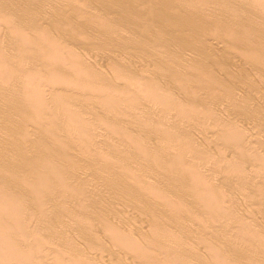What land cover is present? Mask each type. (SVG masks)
<instances>
[{
    "label": "rangeland",
    "instance_id": "374dc122",
    "mask_svg": "<svg viewBox=\"0 0 264 264\" xmlns=\"http://www.w3.org/2000/svg\"><path fill=\"white\" fill-rule=\"evenodd\" d=\"M69 1H70V3H69ZM110 2L111 3L113 2L114 4L113 3L111 4ZM198 2L199 3L201 2V3L199 4ZM251 2L252 3L254 2V4H251ZM255 2L256 1H253V0H188V1L187 0H175V1L174 0H131V1L130 0H119V1L118 0H112V1L111 0L110 1L109 0H66V1L65 0H0V57H1L0 58V65H1L0 69H2V71L0 70V77H1L0 78V83H1L0 85L4 86L3 88H2V86H0V124H1L0 125V153H1L0 154V169H1L0 170V175H2L0 177H3V175H4V179H7V177L10 176V179L6 180L5 182H8V181L14 182V183H7V186H6L5 182L3 183L5 185L2 184L4 179L1 178L3 181L0 180V190H1L0 191L1 192L0 193V196H1L0 197V199H1L0 200V205H1L0 206V210L2 211V209H5V213H4V210H3L2 212L0 211V214L3 213V215L5 217H7L6 219H8V220H5L6 223H4L5 222L4 220H3L4 222L2 221L4 224L2 222H0L1 224H3V226L0 224V232L1 231H5V233L7 232L8 234L6 233V235H4L2 232L0 234L4 235L7 239H9V238L11 239V240L9 239L11 241L10 242L4 236L3 237L5 238V240H4V238L0 237V241H2V239H3V241L0 243V245H1L0 246V252H1L0 253V264H20L21 262L23 264H24V262H25V264H40V263L42 264L45 260H47V261H45L43 264H59V263H62V262H64L62 264H72L71 261L75 262L76 260L77 261L75 262V264H77L78 262L81 263V264H84L86 262L84 260L85 258L87 259L88 263L90 261H93L94 264H99V263H101L102 260H106L107 262L108 261H110V262L107 263L106 261H104V262H106V263H104L102 261L101 264H109V263L111 264L112 259L113 260L117 259L116 261H114L116 263L119 260L118 263H120V264H126V263L128 264L130 262V259H132V261H131L132 263L135 261V262H137V264H140L141 262L143 263V260L145 261L144 264H147L148 263V262L146 263L147 260H149V263H150V262L154 261L155 259H157L158 263H157V260L155 262L157 264H159L160 263L159 259H161V261L164 263V261L162 259L164 258L166 260L167 258H165V257H167L168 255L170 256L171 252H173V253H171V255L174 254L176 252L175 251L176 248L180 249L179 245L181 246V248L183 250L182 249H181L182 251H180L179 249L178 250L180 252H182V253L183 252H187V253H185V254L183 253L184 256L181 253L182 254V256H181L179 251H177V253H176L177 255L174 254L175 255L174 258L176 259V261H177V259H179L178 258V253H179V257L181 256L180 258L187 257L186 256L187 254H188V256L191 255L193 257L194 255H192V253L197 254V255L199 254L201 256V253L203 252L202 250H204L205 248L206 249L209 248V250L210 249L214 250V248H212V247H215V249L219 248V250H218L219 253L222 250L221 251L222 253H220V254H222L220 256V259L218 257L220 254L218 253L217 250L209 253V251H207L208 249L207 250L205 249L206 251H204L202 256H201V258L202 257L203 258L201 259L199 257V259H201V262H200L201 264H204V263H206V264H214L217 261V259L220 261V262L217 261L218 263L224 262V264H228V262H229V264H230V261H232V262L236 261L235 264H237V262L239 260L242 261V258L241 257H237V256H236V258L234 257V254L236 255V250H238V249H235V248H238L240 246V244L243 245V242L238 243V240L243 237V234L245 235V232H248V234L250 232V234H251L255 230L254 235L256 236V234H257V236H259L261 234L259 237L260 238L263 237V239H264V236H263L264 235V210H263L264 209V207H263L264 203L261 202V200L259 201L260 204L263 203V205H261L263 208H260L261 206L258 207L256 205V202H255V201L259 200L258 194L260 192H258L256 194V191H258L257 189H259V188H261L259 190L264 189V177H263V175H264V166L262 165L264 163V159H263V156H262V154L264 155V73H263L264 72V70H263L264 69V60L262 61V58L264 59V37H263L264 36V15H263L264 14L263 13L264 12V0H260L261 3H259V0L256 3ZM206 3H209V4H206ZM257 3L260 5V7L258 6ZM122 5H123V7H122ZM141 5H143V6H141ZM115 6H117L118 8H116ZM187 6H190V7L188 8ZM261 6H262L263 9L261 8ZM184 7H186L187 9H185ZM144 8H145V10H144ZM213 8H215V9H213ZM188 9H190V10H188ZM161 10H163V11H161ZM178 12H179V15H178ZM157 13L159 15H157ZM195 14H198L199 16L195 15ZM231 14H232V17H230ZM93 15L96 16V17H94ZM61 16L64 19L61 18ZM158 16H160V17L158 18ZM81 17H84V18H81ZM91 17H93L94 19H92ZM65 18H66V20H65ZM86 18H87L88 22H86ZM231 18H233L234 21ZM100 19H102L103 22L105 21L104 24L102 22L103 26H102L101 22L99 21ZM144 19H145V21H144ZM54 20L57 21V22H55ZM67 20H68V22H67ZM222 20H224V21H222ZM114 21H116V22H114ZM146 21H147V23H146ZM97 23H99V24H97ZM105 23H106V25L109 23V25L106 26ZM172 23H174V24L172 25ZM89 24H90V26H89ZM241 24H243V25H241ZM92 25L94 26V28H93ZM110 25L111 26L114 25L115 27H113V29H115L116 31L113 30L112 28L108 27ZM133 25H134V27H133ZM74 27H76V28L73 29ZM107 27H108V29L110 28L111 30H108ZM225 27H227L229 31H227V28H225ZM58 28L61 31H59ZM146 28H147V30H146ZM74 30H76V32H73ZM169 30H170V32H169ZM128 31L129 32L131 31V33H129ZM133 31H135V33ZM147 32H149L150 34L147 33ZM202 32H203V34H202ZM234 33H235V35H234ZM120 34H122V35H120ZM131 34L133 36H135V39L137 37L139 39H141V40L138 39V43H139V44H137V45H139L138 47L136 45V43H137L136 40L137 39L135 40L134 37ZM81 35H82V37H81ZM45 36H46V38L47 37L48 38L45 39ZM98 36H100V37H98ZM117 36H118V38H117ZM232 36H236V38L232 37ZM83 37H85V38H83ZM112 37H113V39H112ZM127 37L128 38L130 37L131 40L130 39L127 40L128 39ZM132 37L134 39L133 40L134 41V45L131 44V43H133L132 42ZM109 38L112 39V40H110ZM232 38H235V39H232ZM52 39H55V41H53ZM88 39L91 42H89ZM95 39H96V41H95ZM236 39H238L239 41L236 40ZM42 40H44L47 44L45 42H42ZM49 40H51L50 41L51 43L50 42L48 43ZM56 40H59L57 42L60 43V44H57ZM125 40H127V41H125ZM246 40L249 42V44H248V42ZM261 40H263V41H261ZM52 41L54 43H52ZM128 41L131 42V43H129ZM139 41H141V42L143 41V43H141ZM259 42H260V44H258ZM90 43H92L93 46H94V44H96V45L93 47ZM250 43H252L253 45L250 44ZM254 43H256V44H254ZM46 45H47V48H44V47H46ZM99 45H100V47H99ZM113 45H115V46H113ZM249 45H251V46L249 47ZM257 45L260 46L261 49H258L259 47ZM48 46L51 47V49H49ZM63 46H65L66 48L65 47L63 48ZM106 46H107V48L105 49ZM53 47L55 49H57L56 50L57 52L55 51V49L53 51H51V52L49 51V50H52ZM68 47H70L69 48L70 52H69ZM115 47H116V49H115ZM124 47H126V48H124ZM132 47H134V48H132ZM62 49H63V51H62ZM47 51H49L50 53L47 52ZM58 51L61 52V53H58ZM71 51L74 52L75 54L72 53ZM95 52H97V53H95ZM245 52L248 53L247 54L248 56H250L252 54L250 56V59H247L248 56L246 55ZM52 53H54V56H53ZM65 53H68V54H65ZM249 53H251V54L249 55ZM69 54H71V56ZM76 54L79 55V56H77ZM244 54L246 55V58L244 57L245 56ZM74 55H75V57H74ZM253 55H254V57H252ZM256 55H257V57H256ZM58 56H59V58H58ZM69 56H70L71 59L69 58ZM167 56H168V59H167ZM66 57H68L67 60L70 59L71 61L70 60L67 61L65 59ZM80 57H81V60L80 59L78 60V58H80ZM93 57H95V58L93 59ZM258 57H259V61H258ZM55 58H57L58 60L55 59ZM60 58H63L64 60L60 59ZM72 58L74 60L77 58L76 59L77 61H75V62L72 61L73 60ZM253 58L256 61L255 60H251ZM2 60H3L4 63L2 62ZM60 60L61 61L63 60V62H61V63H63V65H61V66L65 65L64 68L63 67L62 68L59 67L61 70L57 66L56 67L53 66V67H51L53 69H51V71H50L49 67L47 68V67L44 66V65H46L45 64L46 62L49 63L48 61H50L49 64H53V63L55 64V62L60 61ZM93 60H94V63H93ZM64 61H66L67 64H66V62L64 63ZM78 61H80L82 64L81 63L79 64ZM110 61H111V64H110ZM77 62H78V64H77ZM148 63H149V65H148ZM256 63L260 64V66H258V64L256 65ZM49 64H47V65H49ZM134 64H135V66H134ZM76 65H78L79 68H77ZM49 66H51V65H49ZM257 66H258V69H257ZM262 66H263V68H262ZM5 67H6V69H4ZM71 67H72L73 71L69 70V69H71ZM118 67H120V68H118ZM38 69H40V70H38ZM55 69H57V70H55ZM78 69H81L82 71L81 70L78 71ZM114 69L116 71H114ZM48 70L50 72L53 71V73H50ZM3 71H4V73H3ZM140 71L142 72V75H141ZM171 71H172V73H171ZM207 71H208V73H207ZM211 71H212V73H211ZM37 72H39V73H37ZM47 72H49V73H47ZM260 72H262V73H260ZM76 73H77L78 77H77ZM204 73H205V76L208 77V79L205 76H202V75H204ZM1 74L4 76V78H3V76ZM80 76H82V77H80ZM23 77H27L26 79L32 78V79H28V81H30L29 85H26V83H28V82ZM190 77H191V79H189ZM195 77H197V78L200 77V78L199 79L196 78L197 80L194 81ZM21 78H23L24 81ZM123 78H124V80H123ZM150 78H151V80H149ZM178 78H179V80H177ZM201 78L203 80H201ZM147 79L149 81H147ZM187 79H189V80H187ZM192 79H194V80H192ZM85 80H87V82ZM198 80L199 81H204V82H200V84L201 83L203 84L202 87H201V85H199V82H197ZM209 80H210V82H209ZM223 80H224V82H223ZM8 81H9V83H7ZM31 81H33V82H31ZM88 81H89V84H88ZM99 81H101V82L99 83ZM157 81H159V82H157ZM85 82L88 85H90V82H91V85H90L91 87L90 86H89L90 88L87 87L88 89L83 87V86H85L84 85ZM246 82H247V84H249L248 86H247ZM20 83H21V85H20ZM75 83H77V86L78 85L79 86L76 87ZM97 83H98V85H97ZM148 83L149 84L151 83V84L149 85ZM191 83H195V84H191ZM9 84H10L11 87L8 88ZM74 84H75V86H72ZM80 84H81V86H80ZM108 84H110V85H108ZM135 84L137 85V87L142 86V88H143V86L147 87V85L150 86V87L151 86L154 87V86L157 85L156 87H154L156 91H155V93L152 92L153 96H151L152 94L149 93L150 90H147L146 87L145 88L148 91V93L145 92L144 88H143L144 90H142V92H141V90L139 88H137V90L139 89L140 91H136L135 90L136 88H133V87H136ZM196 84H198V86ZM69 85H71V86H69ZM210 85L211 86L215 85L214 86L215 89L213 87H212L213 89H211ZM26 86L28 87L27 88L28 90L26 89ZM98 86H100L101 88H103L105 86L106 89L111 86V88H109L108 90H104V92H101V91H103V89H101ZM188 86H189L190 89L188 88ZM199 86L201 88H199ZM74 87H75V90H74ZM150 87H149V89H151ZM194 87L196 88V90H195ZM241 87H243V88H241ZM79 88H81V89H79ZM154 88H152V89H154ZM238 88H239V90H237ZM29 89H30L31 92L29 91ZM152 89H151V91H152ZM184 89H186V90L184 91ZM197 90H199V91H197ZM211 90H214V91L216 90V91H215V93H213L214 91L212 92ZM12 91H14V92H12ZM36 91H38V92H36ZM187 91L190 92V93L186 94L185 92H187ZM236 91H242V92H238L237 93ZM23 92H24V94H23ZM136 92L137 93L139 92L140 94H137ZM158 92H160V93H158ZM216 92H218V93H216ZM19 93L21 94V96L19 95ZM211 93H213V94H211ZM236 93L239 94V96H236L237 95ZM242 93H243V95H241ZM146 94L148 96L150 94L151 95L149 97H145ZM194 94H195V96H194ZM183 95H185V96H183ZM186 95L189 96V97H187ZM29 96L32 97V98H29ZM60 96H62L63 99ZM182 96H183V98H182ZM242 96L248 98L249 101H248V99L246 100L244 97H243L244 100H242ZM83 97L85 98V100L83 99ZM58 98H59V100H58ZM95 98H96L97 101H95ZM177 100L178 101L180 100L181 102L179 101L180 102L179 103ZM240 100H242V101H240ZM176 101H177V103H176ZM243 101H245V102H243ZM90 102H92V103H90ZM238 102H240L241 104L238 103ZM181 103H184V105L181 104ZM185 104H187V105L185 106ZM63 105H65L66 107L64 108ZM171 106H173V107H171ZM183 106H185V107H183ZM26 107H31V108H29V109L27 108V110H23V108L26 109ZM181 107H182V109H181ZM86 110H88V111H86ZM89 111H90V113H89ZM109 111H110V113H108ZM180 111L182 113H180ZM163 118H165V119H163ZM243 119H244V121H246L245 124L242 123ZM247 119H248V121H247ZM237 120L238 121L240 120L239 121L240 124L238 123ZM13 129H15V130H13ZM167 130H169V131H167ZM12 132H13V135H12ZM159 133H160V135H159ZM115 134H119V135L117 136ZM122 134H124V135H122ZM110 136H112V137H110ZM118 137L119 138L121 137L122 139L125 138V139L122 140L121 138L119 139ZM160 137H162L161 138L162 139L161 142L159 141ZM171 137H173V138L171 139ZM175 138H176V140H175ZM245 138H246L247 142H249V143H250V140H251V144H249V146L247 145L248 143H246ZM248 138H249V140H248ZM17 139L19 141H17ZM105 139H106V141H105ZM169 139L172 140L173 142L170 141ZM125 140H127V141L125 142ZM9 141H10V143H8ZM39 141H41V143ZM123 141H124V143H123ZM138 141L140 143H142V144H140L141 147H139L140 145H137V146L135 145L136 147L133 145V147H134V149H133L132 148V144H136V143H138ZM141 141H143V142H141ZM163 141L165 142V144L162 143ZM128 142L129 143L131 142V145L127 144ZM166 142L167 143L169 142L172 146H170V144H166ZM21 143H23V144H21ZM241 143H243L244 145L241 144ZM10 144H11V146H10ZM125 145L128 146V148L131 147L130 149L131 150L133 149V151L135 149H137V150H135L134 151L135 153L133 154L132 153L133 151L131 152ZM166 145L167 146L169 145L170 147L169 146L167 147ZM23 146H25V148L27 147L26 148L27 150L25 148H23ZM97 146H98V148H97ZM107 146L109 147V150L106 149ZM142 146H143V149H142ZM239 146L242 149V152L240 151V153H242L241 156H238V154H239L238 152L239 151L237 150V147L239 149L240 148ZM110 147L111 148L113 147V153L111 152L112 150H111ZM138 147H139V151L143 150V151H145L144 153L148 152L147 155H145L143 153V151H140V152H142V154L139 153L138 152ZM165 147H167L169 149H166ZM80 148L82 149V151H81ZM84 148H85L86 152H87V149L90 152H92L94 150L96 152L95 154H97V151H100L99 149H102L101 151H103V152L102 153L98 152V153H101L100 155H102V154H105V155H102V160H100V161H99V159H100L101 156H99V154H97L99 157L96 155L98 160L96 159L95 155H93V157L91 155V157L93 159V162H91L90 161V160H92L91 157L89 158L90 160L88 159V157H89V153L88 152L89 151L87 152L88 154H85ZM197 148L200 149L199 154H201V155L196 156L197 153H198V152L196 153V150L199 151ZM4 149H6V150H4ZM125 149H126L127 152H123V151H125ZM187 149L190 151V154H189V151ZM208 149H210V150H208ZM241 149H239V150H241ZM114 150L117 153H115ZM128 150H129V152H128ZM150 150H152L153 153ZM172 150H175V151H173V153H172ZM204 150L206 151L207 154L208 153L209 154L208 155H206V153L204 154V152H205ZM245 150L248 151V152H244ZM46 151H48V152L51 151V152H49V154H48V152H46ZM94 151H93V153H94ZM104 151H105V153H104ZM40 152H41V155H40ZM44 152H46V153H44ZM243 152L246 153V154H248V153L249 154L247 156H245L246 154H244ZM259 152L262 153L261 154L262 158L260 157V153ZM17 153H18V155H17ZM110 153L112 154L111 156L109 155ZM123 153H125V155ZM154 153H156V155ZM251 153L256 154V155H253V154L250 155ZM19 154H21V155H19ZM51 154H53L52 155L53 157L51 156ZM90 154H92V153H90ZM122 154L124 156H128L127 157L128 159H129V156H131L128 161L126 160L127 163L130 160L134 161V159L136 157L137 158L139 157L140 160L136 159V161L134 162V163H136L139 166V168H138V166L136 164L133 165V163H132L133 161H130L127 164V166H126V162L124 160L126 158L123 157ZM127 154H132V155H127ZM135 154H137L138 156L136 155V157H132ZM143 154L145 156L141 157L140 155H143ZM243 154H244L245 158L244 159L243 158L239 159V161H240V163H239V161H237L238 160L237 158L238 157L239 158L243 157ZM257 154L259 155V159L257 158L258 157ZM42 155L44 156L43 158H41ZM48 155H49V158H48ZM86 155H87V157H86ZM151 155H153V156H151ZM162 155H165V156H162ZM23 156H25L26 158H23ZM170 156L171 157L173 156L175 159L173 157L171 158ZM253 156H255V158ZM12 157H13V159H12ZM103 157L104 158L107 157V159H108V160L106 159L107 162L109 161L108 157H112L111 159L114 160V162L111 161L112 163H109V162L106 163V161L103 159ZM144 157L145 158L146 157L149 158V159H147L148 163H147V161H146V159ZM180 157L183 158L184 165H183V163L181 164L182 159L180 160ZM246 157H248L249 160ZM40 158L41 159L46 158L45 160L49 161L48 163H46L45 160H44V162L47 164V166H46L47 168L44 167L45 166V165H43V164H45L44 162H43V164L41 163L42 160ZM94 158L97 161H95ZM141 158H144V159H141ZM204 158L206 159V162H205ZM232 158H234V159H232ZM235 158H236V160H235ZM256 158H257L258 162H257ZM260 158L263 159L262 160L263 163L261 165L259 163V160L261 162ZM11 159H12V161H11ZM17 159H18V162H20V163L16 162ZM22 159L23 160L25 159V161L21 162ZM32 159H34L35 162L40 160L39 163L36 162L37 168L38 167H40L41 169L45 168V170L43 169V171H45V172L47 171L48 173L47 172L44 173L40 168H38V172H35L37 168L35 169V167H36L34 165L35 162ZM229 159H231L232 161L229 160ZM245 159H247V160H245ZM53 160H55V161H53ZM122 160H124V161H122ZM176 160H178V161H176ZM233 160L235 161L236 164L234 163ZM244 160H245V162L241 163V161H244ZM94 161H95L96 164L94 163ZM143 161L146 162L147 164L146 163H142ZM152 161L155 162L156 165ZM202 161L205 162V165H204V163ZM209 161H212V163L210 162L211 165H210V163H207ZM8 162H10V163H8ZM11 162H14V163H12L13 165H16V164L17 165L14 167V166L11 165ZM58 162H59V164H58ZM85 162H86V164H85ZM100 162L102 164H101V166L100 165L98 166V164ZM213 162H217L219 164L221 163V165H220L221 167L218 166L219 165L218 164V165H215L216 166L215 168H213L214 167ZM237 162L239 164H242L241 168H239L240 165H238ZM2 163L4 165L6 164L5 167H3L4 165ZM31 163H33V164H31ZM37 163L40 164L41 166H38ZM92 163H94V165H97L96 167H99V171L101 169L100 167H102L103 170L101 169V171L102 172L104 171V173H102L101 171L100 172L102 173L103 176H104L105 173L108 174V173L111 172L110 168H114L113 170L111 169L112 170L111 175H114V174L117 175L119 173L118 174L119 176L118 175L117 176L114 175L115 178L116 177L118 178V179L117 178L115 179V178H113V176L106 175L107 178L110 179V180L113 178L112 180L115 179V180L120 181L119 179H122V180L124 179V181H125L126 180L125 177L126 178L127 177L130 178L129 174H131V172L129 173L128 171H130L129 169H131L132 167H133V169H131L132 170L131 178L134 176L133 174L135 172L137 173V168L140 169V166H142L141 168H143L142 170L140 169V171L143 172V176H144V172H146V174L143 177L142 174H141L142 172L139 173L141 175H139L137 173V177L139 175L140 181H143V178H144L143 182H139V180L137 181L138 183L134 182L135 179H138L136 177V175H135L136 178L131 179V180H133L132 184H130L132 182L131 180L130 181L126 180V181H128V183L125 181L126 185H128L129 188L132 185V186L135 187V189H134V187L131 186V191H133L132 192L133 194L131 193V191H128L131 194L130 193L129 194H124L126 192H123V193L121 192V188L122 187L124 188V185L121 186V184H120L122 180L120 182H118V183H117V181L116 182L114 181L115 182L114 183L112 180H111L112 183L110 182V180L107 181L108 179L104 178L101 175V173L98 172V170H95V168H96L95 166L92 167V165H93ZM124 163H125V165H124ZM175 163H177L178 166H179V164L183 165V167L179 166V168H184L185 167L184 169H182V172L186 171V172H188V175L186 176V174H187L186 172H185V174L184 173H182V174L180 173L179 174L178 171H181V170L179 168H178L179 170L177 169L178 171L176 170L177 166L176 165L174 166ZM200 163H201V165H200ZM233 163H234V165H233ZM26 164H29V165H26ZM53 164H55L57 166H55ZM149 164H151L150 167L148 166ZM152 164H154V165L152 166ZM165 164L166 165L168 164V165L166 166ZM169 164H170V168H168ZM193 164H194V167H193ZM206 164H207V167H206ZM254 164L256 165V167H254V170H253L252 167H253ZM30 165H31V167H30ZM247 165H249L250 167L247 166ZM257 165H259L258 166L259 168L257 167ZM89 166L91 167L90 169H89ZM128 166H129V168L126 169V167H128ZM143 166H145V167H143ZM173 166L176 167V168H174L175 171H174V169L171 170L172 173L176 172V173H174L173 176H175V174H179L183 181H181L179 176L178 177H179L180 181L177 180L178 179L177 176H175L177 178L174 177L175 180L173 179L172 173L170 172V169ZM195 166H196V170L194 169ZM200 166H201V168H200ZM217 166H218V168H217ZM235 166H236V169L234 168ZM20 167H22V168H20ZM57 167H59V168L57 169ZM118 167L120 169H118ZM147 167L150 168L151 173L149 172L150 170ZM197 167H199L201 169L200 173H199L200 169H197ZM204 167H206V168L202 169ZM261 167H263V168H261ZM13 168L15 169V171H13L14 170ZM32 168H34L35 171H33L34 169H32ZM54 168H55V170H54ZM93 168H94V172L91 170ZM135 168H136V170H135ZM146 168H147V171H146ZM165 168L168 169L169 171L165 170ZM237 168L239 169V172H240V169H241V171L243 169L244 170L243 172H245V170H246L247 174L245 172L246 177H244L246 182H244L245 181L244 179H242L243 181H240L241 178H243V175H242L241 172H240L241 173L240 176H242V177H237L236 176ZM20 169H21V171H20ZM22 169H24V170H22ZM106 169H107V171H105ZM186 169H188V170H186ZM7 170L8 171L10 170V171L8 172ZM39 170H40V172H39ZM68 170H70V171H68ZM108 170H109V172H108ZM117 170H119L120 172H118ZM210 170H212L211 172L214 173V174H212L210 172ZM247 170H249V171H247ZM256 170H258V172L260 174L259 173H255L256 175L257 174L258 175L257 176H252V175H255L253 172L254 171L256 172ZM12 171H13V174H12ZM17 171H18V173H17ZM116 171L118 173H116ZM121 171L123 172V174L128 172L127 174L129 176L127 174H125L123 176ZM133 171H134V173H133ZM194 171H196L197 173L196 172L195 173L198 174V175L201 174V173L203 174L205 171L210 172L208 175H206V172L204 173L206 175L205 178H203V176H205L204 174L201 175L202 179H204V182H205V180L207 178L208 179L206 180V182L208 180H209V182H207V183L205 182L204 183L203 180H200V183L208 185V186H205V185L203 186L202 184H201L202 185L201 186L200 183L198 184V182H199L198 180H196V179L193 180L194 179L193 177L196 176V174H194ZM20 172H22L23 174L20 173ZM86 172H89L92 175L89 174V173H86ZM96 172H97L98 176L101 175L100 179L98 178L97 174L96 175L94 174ZM147 172H149V173H147ZM239 172L237 173L238 176H239ZM28 173H31L32 175H34V177L31 174H28ZM55 173H56V175L59 173L57 178H56ZM112 173H114V174H112ZM120 173L122 175H120ZM232 173L234 174V176L231 179ZM251 173H252V175H251ZM5 174H7L6 175L7 177L5 176ZM15 174H16V176H17V174H19L18 175L19 177H17V178L22 179V181H23V179H24V181L26 180L25 182L23 181L26 184L22 183L21 180H20L21 181L20 183H17L18 179L16 178V176L14 177ZM38 174L41 175V178L38 177V179H37V175ZM72 174H73V176H72ZM169 174H171L172 179L166 180L167 177L170 176ZM183 174H184L185 178L182 177ZM22 175L23 176L25 175V176L23 177ZM30 175H31V177H28ZM85 175H87L88 177L85 176ZM165 175H169V176L166 177ZM198 175L196 176V178L198 177ZM250 175L252 177H254V178L250 177ZM261 175H262V178H261ZM120 176H121V178H119ZM51 177L54 179V182L52 181ZM62 177H63V179H62ZM85 177H86V180L87 179H89V180L86 181ZM109 177H112V178H109ZM141 177H143L142 180H141ZM157 177L159 178L160 182L158 181ZM160 177L163 178V179H160ZM171 177H169V178H171ZM199 177H200V175H199ZM234 177L235 178L237 177L238 179L236 178L237 180H235ZM102 178H103V180L106 179L105 180L106 182L103 183V181L101 180ZM239 178H240V180H239ZM251 178H252V182H251ZM36 179H37V181H36ZM55 179L58 181V183H57V181H55ZM90 179L92 180V182H91ZM145 179H146V181L149 180L148 182H150V183L154 182L155 186L158 185L157 187L160 190L153 187L154 183H152L153 186H152V184H150V186L146 185L145 184V182H146ZM40 180H41V182H42V184L44 186L46 185L45 187L43 185L40 186V187L35 186V183L37 182V184H38V181H40ZM48 180L53 182V183L49 182ZM83 180H85V181H83ZM89 181H90V183H89ZM94 181L96 182L97 185H99V183H97V182L100 181V186H98L97 190H99L100 189L99 187H101L100 190L101 191L104 190L102 193L100 191V194H98L99 191H96L97 185H95ZM101 181H102V183H101ZM196 181H198V182L196 183ZM239 181L241 182V184L239 183ZM253 181L256 182V183H254ZM15 182H16V184H21V186L18 187V185H16ZM125 182L122 183V184H125ZM148 182H146V183L148 184ZM176 182H177V184H179L181 182L180 184L183 185L184 187H182L181 185L177 186ZM242 182H244V183H242ZM55 183H56V185H55ZM92 183H94L95 186L91 185ZM105 183H107V184L110 183V184H108L109 186L112 184V186L114 187V189L113 188L112 189L114 191L110 190L111 189L110 187H112V186L109 187ZM113 183L115 185H116V183L120 184V185H118L120 187V190H118L119 187H117V186L115 187ZM136 183H137V186H140L138 184L142 183L141 188L143 187L142 190L144 189L142 193L146 194L148 191H151L153 193V195L155 193L160 195V197H157L158 195H155V197H156L155 199H157V201H158V202H156L157 206L155 205V203H154V205H152L153 207L151 206L152 209L154 208V210L155 209L157 210V211L155 210L156 213L153 212L154 213L153 215L151 214L152 213V211H151L152 209L151 208L147 209L149 211L144 209V208L147 207V205H149V201L145 202L146 204L148 203L147 205L146 204L141 205L142 198L139 199L141 201H139L137 199L138 200V204L140 203L138 206H140V207L135 206V205H137V203L133 202V201H137L135 198H136V195H138V194H136L134 196V191L137 192V188H140V187L136 188V186H135ZM143 183L145 184L146 188L149 187L148 191H147L146 188H144V184ZM166 183H168V184H166ZM250 183H252V184L254 183L253 187H254L255 190L252 188V185ZM23 184L26 185L27 188L29 187V185L30 186L34 185L37 189L35 191L34 190L35 189L34 186H33L34 188L33 187H31V188L29 187L27 189V188H25L23 186ZM47 184H48L49 187L47 186ZM52 184H53V186H52ZM101 184H105L104 186L102 185L104 188L101 186ZM169 184L172 185V186H170ZM191 184H193L192 188L190 187V186H192ZM242 184H244V185H242ZM246 184L250 185V187H246ZM173 185H175L177 188H179V187H182L184 189L186 188L185 190H187V189L189 190V188H191V189H190V192H188V191L183 190L182 188H179L180 190L179 189H175L176 187L174 188ZM8 186H9L10 189L8 188ZM107 186H108L109 190H107L108 189ZM128 186H126V187H128ZM151 186L153 187V189H154L153 191L155 193L150 188ZM165 186L169 187L168 188V192L169 193L167 192V188ZM194 186H198V188H200L201 191L204 188H206V187L209 188V186H210V188H212L211 191L212 192H213V190L215 191L214 194L210 191V188H209V191L207 189H204L207 194L206 193L204 194V191H203L202 195L203 196L205 195L206 197L214 195L213 196L214 198L210 197L212 199L209 201V204L211 203L210 205H212L213 203L211 201L212 200L214 201V199H217V202H220L219 205H218V203H216V200H215L213 206L214 207L217 206L218 209L216 207L215 208H211L212 206L210 207V205L208 203H206L207 200H205V199L209 200L210 198H206L204 196L205 198L203 199V196L201 195V193H199L200 190H198V188L195 189ZM20 187L21 188L23 187L22 188L23 190ZM90 187L93 188L94 190L92 189V191H95L97 194L92 192V191L90 192ZM170 187L172 188V190L170 189ZM201 187H204V188H201ZM256 187H257V189H256ZM24 188L26 189V191H25ZM41 188H46V189L42 190ZM115 188L118 190V192L121 193V194L119 193L120 195H123V194L126 195L125 196L126 198L123 196V198H125L126 201L122 197H119L118 192L117 191L115 192ZM129 188L126 189V191L129 190ZM165 188H166V190H164ZM30 189H32V190H30ZM49 189H50V191H49ZM86 189H88V190H86ZM192 189H194V190H192ZM252 189L255 191V193H254V191ZM28 190L32 191V193L34 192L33 193L34 195H32L31 192L28 191ZM124 190H125V188L123 189V191ZM142 190H140V192ZM161 190H162V192H161ZM177 190H179L181 192H179ZM191 190L193 191V194H195L194 192L196 190V193H198V195L196 194L197 197L193 196V195L192 196L188 195L189 193L192 192ZM5 191L9 195H7V193H5ZM15 191H16V193H15ZM68 191L71 192V193H68ZM108 191H109V193H108ZM158 191L160 192V194H159ZM250 191L252 192V199H253V195H254V198H255V195H257L256 198L258 197V199H255L253 201L251 199L250 202L246 201V199H250L251 198V196H249L250 195ZM39 192L41 194H39ZM49 192H50L51 198H50V196H48ZM62 192L63 193L64 192L68 193V196H69L68 198L70 199L72 197L71 199L73 201L70 199L71 202H68L69 199L63 197V196H66L67 194H65V193L63 194ZM81 192L83 193V195H82ZM87 192H89V193H87ZM138 192H139V190H138ZM151 192H149L150 195L146 194V199H148V198H149L148 200H150V198H151V200L154 199V197L152 199L153 195L151 196V194H152ZM170 192H172L174 195L172 193H170ZM182 192H184L185 194L182 195L183 194ZM209 192H210V194H209ZM247 192H249V195H248ZM262 192H263V190H262ZM262 192L260 193V197L261 196L264 197V194ZM2 193L3 194L5 193V194L3 195ZM54 193H56V194H54ZM175 193H176V195L178 194L179 197H181V195H182L183 198H185L186 196L188 197V199L187 198L186 199H182V197H181V199H182L181 202H180L181 205H178V204H180L179 203V201H180L179 199H178L179 201L177 199H174V201L176 200L175 202L177 203L175 205H177L179 207H177V206L175 207L174 206L173 209H175L177 211V209H179V210L181 209L180 206H183L182 209H181L182 213L181 212L179 213V210H178V212H176V213H178L179 217H176L177 214L174 212L175 210L173 211L172 209H170V207H173V206H170V205L167 204L169 202L168 199H170V197H173V196H174V198L176 197ZM211 193H212V195H211ZM244 193H246V197H245ZM57 194L59 196H61V197H59ZM109 194L110 195H114L115 194L116 197L111 196L108 199V197H109L108 195ZM117 194H118V196H117ZM161 194L164 195V196L167 195L168 196V199H167L168 201L165 199V198H167V196L166 197H161L162 196ZM169 194H170V197H169ZM237 194H239V195H237ZM242 194H244V195H242ZM261 194H263V195H261ZM12 195H13V197H12ZM131 195H132V197H130ZM240 195H242V197ZM4 196H5V198H4ZM73 196H77L80 199H76V197H73ZM102 196H104V197H102ZM127 196H128V198L129 197L130 198L128 199ZM220 196H221V201H220ZM238 196H240L241 198L238 197ZM248 196H249V198H248ZM62 197H63V199L65 198L68 201H65V199L63 200ZM113 197L115 199L119 198V200L122 201V202L118 201L117 199H116V202H115V199ZM192 197L193 198L196 197L197 199H199V203L200 204L198 202L197 203L199 204L200 207L202 205V208L197 206L198 204L196 203V200H194L195 198L193 199ZM199 197L201 198V200L203 199L202 200L203 204H202V202H201ZM244 197L246 199H244ZM263 197L260 198V199H262V201L264 199ZM73 198H75L76 200L73 199ZM132 198H134L135 200H133ZM137 198H139V197H137ZM161 198L162 199L164 198V200H165V204L167 205V206H165L166 210L164 209L165 208L164 207L165 204L163 205L164 200H162ZM190 198L192 199L191 201H190ZM223 198L226 200V202L224 201ZM86 199H88V200H86ZM100 199L101 200L103 199L104 201H107V199H108V201L109 200H112V201L111 202H108V201L105 202L107 204H106V206H104L105 205L104 201H102L104 204L103 203L101 204V202L99 203ZM130 199L133 200V201L131 202ZM160 199L163 201L162 204L160 203L161 202ZM8 200H9V202H8ZM204 200H205V202H204ZM233 200H235L236 202L238 201L237 204H234L236 202L233 203ZM3 201H5V202H3ZM74 201H76L78 203H80V201H82V203H84V205L87 203L86 201H88V203H87L88 205H85V206H89L90 205L92 212H94L95 210H99V213L103 212V215L101 216V213L99 215L98 211H96V213L94 212V215L96 216V218H95V217H93V214H91L92 212H90V209L88 207H87L88 209H86V207H84L83 205L81 207L80 204H78L81 207L82 210H84L83 208H85V210L84 211H82V210L80 211V209H79V212H78L79 215L77 216L78 213L76 212V209L80 208V207H77L76 206V202H74ZM90 201L94 202V203L91 204ZM172 201H173V199L171 198V202H169V204H171ZM224 202L226 204H224ZM252 202H253V204L255 203L254 205H256L258 207L259 211L256 210L257 207H254V205H251ZM71 203H73L75 205L73 206V204H71ZM122 203H126L127 205L126 204L123 205ZM158 203H160V204H158ZM222 203H223V205H222ZM42 204L44 205L43 207H42ZM93 204L96 205V206H92ZM99 204L103 205V207H105V210H107V211H105L104 209L102 210L101 208H103V207L101 205H99ZM195 204H197V205L195 206ZM204 204H207L212 209V212L216 211V210H213V209H217V212H214V213H212L211 211L208 212L210 209L206 210L209 207L207 208V206L204 205ZM233 204H234V206H233ZM66 205H67V207H66ZM110 205H112L115 209H117L116 210L117 212L115 211V209L113 207H112V209H110L112 211L106 209V207H108ZM144 205L146 207H144L143 210L145 212H148L146 214L145 212L142 211L143 215H144V213L146 214V217H147L146 219H145V216H143L142 213H141L142 207ZM221 205H222V207L224 205H226L227 208H226V206H224L225 209H224V207L221 208ZM235 205L237 206L236 208H235ZM122 206L125 209V213H126L127 217H126L124 211L122 210L123 209ZM134 206L137 207V208H135ZM228 206H230V208L235 210V211H233L234 214H235L234 215L235 217L233 216L232 210H230V209L228 210V208H229ZM1 207H3V208H1ZM5 207L6 208L10 207L11 209L12 208H14V209H12V210L10 208L6 209ZM119 207H120V209H118ZM132 207L135 208L136 211L133 209L135 211V213L133 212ZM160 207H162V208H160ZM253 207L256 208V209H254ZM110 208H111V206H110ZM130 208H131V212L129 210ZM138 208H140V209H138ZM167 208L170 209V213L171 214L167 211ZM199 208L201 210L205 209V208L206 209L202 210V212H201ZM137 209H138V211H137ZM160 209H163L162 211H164V212L158 211ZM13 210H16V211L14 212ZM67 210L71 212V215L69 217L67 215H69L70 212L68 213ZM73 210L77 213V214H74V215L77 216V217L75 216L76 218H74V216L72 215V211ZM87 210H89L90 213ZM118 210H119L120 214L118 213ZM171 210H172V212H171ZM77 211H78V209H77ZM85 211H86V213H85L86 215L84 214ZM150 211H151V213H150ZM166 211L170 215H172V217L171 216L167 217L169 214L167 215ZM203 211H206V212L203 213ZM225 211H227V212L231 211L232 215L230 214V216H231V218L234 217V219H231L228 216V221H227L226 220L227 219L226 215H228V213L226 212V214H225ZM18 212H20V213H18ZM75 212H73V213H75ZM114 212L118 213V214H115ZM122 212H123V214H122ZM128 212H130L129 214L131 216H132V214H131L132 212L134 213L133 216H135L139 212L135 216V218L133 220L137 219L139 224L136 223L137 222L136 220L134 222L136 223V225L140 226V228H142V229H140L137 226H136L137 228L133 226L134 225V224H132L133 220H132L131 216H129ZM157 212H159L158 214L161 215V216H158ZM231 212H229V213H231ZM109 213L110 214L113 213V214L109 215ZM163 213H165V215H167V216H165ZM173 213H175L176 216ZM8 214H10V215H8ZM114 214H115V216H114ZM139 214H140V216H139ZM150 214H151V217H148V216H150ZM19 215H21V217ZM105 215H107V216L105 217ZM116 215L122 216L123 219L120 216H118L119 220H122L121 222L118 220V217ZM162 215H163V217H162ZM72 216H73L74 219H72ZM89 216H91V217H89ZM108 216H110V217L114 216V217H112V219H109L110 217L108 218ZM141 216H142V218L144 217L143 219L145 221L144 220L141 221ZM152 216H154V217L156 216V218H155L156 222L159 221V222H162L163 224L165 223L167 226H172L173 225L171 231L174 232V233H165V231L167 232V230H169V232H170V228L171 227H167L166 225H163V224H161L159 222H158L159 223L158 224L159 227L155 228L156 227L155 225H157V224H156L155 220H153L154 218H152ZM164 216L169 218V223L167 221V218H166V220L162 219V218H165ZM17 217H18V219H17ZM92 217H93V219H91ZM100 217H102V219H104L103 217H105V219H104L105 221L102 220ZM174 217H176V218H174ZM236 217H238V219H242V220H240V222L242 221L241 224L244 222V223H246L245 224L246 227L250 226V225L252 227H249L250 229H247L248 227L244 228V223L242 224L243 227L240 226V222H239V220ZM70 218H71L72 222L70 221ZM82 218H85L87 220L82 219ZM88 218L91 219L90 222H92V223H90L88 221L89 220ZM115 218H116V220H115ZM124 218H129V219L127 221V220H124ZM130 218H131V221H129ZM150 218H152V219L149 220ZM229 218H230V220H229ZM235 218L238 220L237 223L239 222V225L237 223L232 224V222L234 220H236ZM63 219L65 220V222H64ZM66 219L67 220L69 219V221L71 223H73L72 224V226H74L73 228L76 227L77 229L76 228L72 229L71 228V224L69 225L70 228H67V226L65 227L64 226V225H66L65 223L68 222V221H66ZM100 219L102 220V224L100 222L101 221ZM147 219H148L149 223L146 222ZM80 220L82 221L83 225L86 224L88 227L90 226L88 228V230L90 228L92 229V230L90 229L88 231V232H90L91 237L89 235H87L88 237L86 238L85 235H83L85 233H83V228H82V224H81ZM110 220H113L114 222L113 221L111 222ZM123 220L126 221V222L122 223ZM152 220L155 223V225H153L154 227L151 226L153 222L150 223V221H152ZM0 221H1V219H0ZM21 221H22V223H20ZM62 221H63V223H62ZM78 221H80V222H78ZM84 221H86V222L88 221V223H86ZM94 221L96 222L97 225L95 224ZM103 221H104V223H103ZM143 221L145 222V224L147 226L144 224ZM182 221H184L183 224H184V227L186 226L185 228L181 224ZM225 221H226V223H224ZM39 222H41V223H39ZM70 222H68V223H70ZM108 222L109 223L111 222V224H110L111 226L113 225L112 223H115V222L119 223L120 222L119 224L115 223L113 225L114 226L113 228H115V230L118 233L116 231H114V229L111 226H108L109 225ZM127 222H129L130 224L129 223L127 224ZM229 222L232 224V227L230 226L231 224ZM68 223H67V225H68ZM121 223H122V226L124 227L123 228L124 231H125L126 228L127 229L129 228L128 231H130V232L127 231V233H129V234L133 233L132 235L130 234L131 235L130 237L128 236L129 234H127V237L132 238V240L128 239V241L131 242V244L128 243V245H127V242H125L123 240V239H125L124 236L126 237V233H125L126 231L124 232L123 229H121L124 232V236H123V232H121V230L118 229V228H122V227H120ZM5 224H6V226H5ZM91 224L96 226L97 228L95 227L96 229L95 228L93 229V227H91L92 226ZM123 224H125V226ZM255 224H256V226H255ZM14 225H15V227H14ZM50 225H52V226H50ZM103 225H105V226H103ZM106 225H107V227H111V228H108V229H110V230L112 229L111 231L109 230L112 234H116L117 233V236L115 235L117 239L120 238L119 237L120 233L122 234L120 236L121 237L123 236V238L121 240H123L124 243H120V245L126 244V245H123L124 248L126 246H128V247H126V249H124L123 247H122L123 248L122 249L121 246H119V244L115 240L114 235L111 236L112 234L110 235V232L107 233V231L105 230V229H107ZM130 225H131V227H130ZM161 225L166 226L165 229H164L165 231L163 230V227ZM178 225H179V227L182 225L183 229H182V227H180L181 229L180 228L177 229L176 227H178ZM4 226H5V229H4ZM21 226H22V228L20 229ZM58 226L60 227L59 230H58ZM99 226L100 227L103 226V228H105V229L100 228ZM126 226H129V227H126ZM233 226L238 227V230H239V226H240V227L244 228L246 231L244 232V231H242L244 229L240 228L243 233L241 232L242 235H241V233L238 234V232H240V231H237V228L236 227L233 228ZM23 227H25V228L23 229ZM50 228H51V230H49ZM134 228L137 229V230L131 231L132 229L134 230ZM148 228H150V230H155L156 229L155 230L156 233H154L155 231H153V233L156 234L155 235V240H156L158 232L161 233V234H158L159 236H158L157 240H159V237L163 238L162 232H164L165 234H168L169 236H173V237L176 236V235H172V234H176L178 232L177 238L175 237L176 239L181 238L177 242L178 243L177 244L178 247L175 246L176 239L173 242L174 238L173 237L171 238L168 235H166L167 237L165 236L164 238H167V239L163 238V240H167V242L172 241L170 243L171 244L174 243V244H172V246L174 245L176 247L175 249L173 247L174 251H172L173 249H171L169 247V246H171L170 243H169V246H168L170 249L169 248H168V250L166 249L167 244L164 243L166 241L161 240L162 238H160L162 243H160V240L158 242L161 245L164 244L166 246H164V245H162L163 247H161V246L159 247L158 246V248L155 249L156 248V244L158 242H157V240L155 241L153 239L155 242H157V243H154V241H153V243H154L153 244L152 241H150L153 238V235H151L153 233L150 234V232L147 231ZM175 228L177 229L176 230L177 232L175 231ZM62 229H64L63 231H65V229L67 231L64 233V232L61 231ZM57 230L60 231V232H58ZM73 230H75L76 232L73 231ZM140 230L141 231L143 230V231L141 232ZM231 230H236V231H233L234 232V234H233V232ZM55 231H56V233L52 234V232H55ZM69 231L70 232L72 231V232L70 233ZM91 231L93 232L92 234H91ZM136 231L138 232V234H137ZM146 231L148 232V234L150 236V239H146V241H150L152 245H155V248H154V246L151 247L150 251H148L149 250L148 247L152 246L151 244H149L150 242L149 243H147L146 241L143 242L145 240V238H144V240L141 239L142 236L147 238L148 234L146 233ZM230 231L232 233L231 235L229 233ZM259 231H262V232L259 233ZM14 232H15V235L13 234ZM61 232H62V234H64L63 236H65V237L67 236L66 235L67 233L70 234L67 237L70 240H68L66 238V242L67 241H71V240H72V242H69V243L67 242L66 243L65 240H64V243L71 245V247L68 245V247H70V251L68 250L69 248L66 247L67 245L66 244L63 245V242H61V240H60L61 239L60 237H63V236H60L62 234H59ZM79 232H81V234H79ZM49 233H51V235ZM139 233L140 234L143 233V235L141 236ZM226 233H228L229 235L226 234ZM25 234H27V235L25 236ZM73 234L76 237L78 236L79 238L78 237L76 238ZM94 234H95V236H94ZM105 234H108L109 237H107V235H105ZM200 234L201 235H203V234L205 235V236L204 235L202 236L203 239L200 237L201 236ZM224 234H226V235H224ZM21 235H22V237H21ZM133 235H135V236L137 235L136 237H138V241H136L137 240L136 238L132 237ZM144 235H147V236H144ZM238 235H239L238 238L235 237L237 243H236L235 240H233L236 243L235 244L232 241V239H234V236H238ZM246 235H247V233H246ZM10 236H12V237H10ZM56 236H59L60 239L58 237H56ZM81 236L82 237L84 236L86 239L82 238ZM149 236H148V238H149ZM217 236H218V238H217ZM245 236L243 238H245ZM73 237L76 238V239H74ZM184 237H186V238H184ZM187 237H188V239L191 238L190 241L187 239ZM204 237H206V239ZM248 237L250 238V236H248ZM248 237H246L244 239V241ZM28 238H29V240H28ZM32 238L33 239L35 238L36 240L34 239L35 240L34 241ZM52 238L54 240H52ZM56 238L58 239V241L60 240L59 243H57V239ZM105 238H108L107 241L110 238L109 241L112 244L110 245V243H108L109 242L108 241V242L105 243L106 246H104V242L106 241ZM213 238H216V240L213 239ZM223 238H226V239L229 238V240L231 239L229 242H231L232 245H228V244H230V243H228V239L226 240V239H223ZM63 239H65V238L63 237ZM63 239H62V241H63ZM82 239H84V241L87 240V239L88 240L86 242H84ZM97 239H99L100 242ZM112 239L115 240L116 243L114 242V244H116V246H117L116 249L119 248L118 251H120L121 254H120V252L117 253V250H116L115 255L112 254V252L115 251V249H113L114 245H113V242H112L114 240H112ZM140 239H141L142 244L146 243L148 245V247H147L146 244L143 245V246L146 245V248L144 247L145 248L144 250H145L146 254L150 253L152 251H155V252H153L154 255H153V253L148 254V257L146 255H142V254H145L144 250L142 249L143 253L141 255H138V257L141 256L140 259H139L136 256V253H135L137 251L134 252V250H132V252L135 253L134 254L135 255V259L133 258L134 257L133 253H131V251H128V250L131 247H135V245H137V244L139 245ZM171 239H173V240H171ZM184 239H185V241L187 243L186 246H187V249L189 251L186 250V246H184L185 245ZM204 239L205 240L208 239L210 241V243L212 241V243H214V244H210L211 245L210 246L209 242L206 241V246L208 244L210 247H206L205 246L203 248L201 242H203V245H205V242L202 241ZM15 240L17 242H15ZM37 240H38V243H37ZM55 240H56V242H54ZM73 240L76 241V244H74L76 246H73V244H72ZM95 240L98 241L97 245L100 244V246H96L98 248V252L96 250L97 248H95V245H96V243H94V242H96ZM224 240H226V241L224 242ZM241 240H239V241H241ZM51 241H52V245L54 243H57L58 247L59 246L61 247V245L63 247H65L64 250H63V247H62L61 253H60L61 255L57 254L59 252H56L57 251L56 249H52V246L49 243ZM75 241H74V243H75ZM82 241H83V243H82ZM179 241L182 242V244ZM198 241H201V242H198ZM30 242L33 244L34 247L32 246V244ZM35 242L38 244L39 247L38 246L35 247V245H37ZM77 242L78 243L80 242V243L77 244ZM90 242L92 244H88ZM188 242H189V244H188ZM221 242H224V244L221 243ZM245 242H249V241L246 240ZM10 243H12L13 245H10ZM43 243L44 244L47 243V244L44 246ZM107 244L110 245V248H112L111 246L113 245L112 251H109L111 249H109L107 247L108 246ZM220 244L224 245V246L222 245V248L224 249V247H225V249H224L225 251L221 248ZM225 244H227V245H225ZM91 245H92V247L94 246L92 248L94 251L91 249V247H89ZM140 245H141V243H140ZM157 245H159V244H157ZM182 245H183V247L185 249L182 247ZM216 245L217 246L219 245V246L217 247ZM8 246H9V248H8ZM40 246H41V248H43V247L44 248L41 250ZM72 246H73V248L75 247L74 250H76V251L79 248L81 250V252H79V250H78L76 252L77 255H80V254L82 255L83 254L85 256V258L82 255L83 258H84V259H82V256L80 255L81 259H80V257H79V259H77L78 256L76 257V254H74L75 252H71V251H73L72 250L73 249ZM143 246L141 245L140 247H143ZM226 246H229V247H226ZM244 246H247V245H244ZM244 246L241 247V248H244ZM49 247H51V248H49ZM53 247H54V245H53ZM100 247L101 248L103 247L102 249H104V250H105V247H106L108 249V251L107 250H105V251L99 250V249H101ZM140 247H137L139 249V252L141 250ZM231 247L234 248V249H232ZM38 248L42 252H37V251H39ZM47 248H49V250ZM88 248H90V249H88ZM137 248L135 250H137ZM161 248H162V250H161ZM220 248H221V250H220ZM226 248H228V249L231 248L232 250L231 249L227 250ZM65 249L68 250V251H66ZM121 249L125 250V251L127 250L129 252V253L127 251L125 252L127 257H125V254L122 253L123 251H121ZM163 249L167 250V254H166V252H164V254H162ZM194 249H197V252H200V253H195L196 250H194ZM45 250H46V252H44ZM62 250L65 251V252H68L67 256H70L69 253H72V255L74 254L73 258H70L72 255L70 257H67V258H69L68 260H69L70 263L67 262L68 260H67L66 256H63L64 259L60 260L62 262H60L58 260L59 263L55 259L56 256H54V255L62 256V255L66 254V253L63 254ZM169 250H170V253H169ZM190 250H192L193 252L190 251ZM241 250H243V249H241ZM99 251L100 252L102 251L104 253L105 252L106 253L109 252L108 254L111 253L112 255H110V257H112V258H110L108 254H107L108 256L107 255H103V253H102L101 256L100 255L98 256ZM227 251H228V253H227ZM229 251H231V252L234 251L235 253L233 252L234 254L232 255L231 252L229 253ZM262 251H264V250H262ZM27 252L31 256V259H30L29 255H27ZM50 252H52L51 256H49ZM139 252H137V253L139 254ZM189 252H190V254H189ZM215 252H216V254L218 253V255H216L218 258H216V256H215L216 261H215V259H213L214 255H215ZM47 253H48V255H45ZM212 253L214 255H212ZM225 253L228 254V255L231 254L235 259L232 256H229V257H231V260L228 261V259H229L228 255L225 256ZM118 254L121 255V256H119ZM159 254L163 255L162 258L160 257L161 255L159 256ZM210 254L212 256H210ZM94 255L97 256L98 258L94 257ZM116 255H118L119 257L116 256ZM165 255H167V256H165ZM197 255L194 256V258H195L194 261H191L194 258L191 259L192 257L190 256L189 262H193V263H190V264H197L198 263V261H196V260H199L198 259L199 255L198 256ZM262 255H263V253H262ZM22 256H23V258H22ZM39 256H40V258H39ZM131 256H133V257H131ZM143 256H144V259L142 258ZM155 256H158V257H155ZM169 256H168V258H169ZM222 256H223V258L227 257L228 259L226 260V258H225V260H223V258L221 259ZM50 257L51 258L53 257V259H51ZM99 257H101V258H99ZM107 257H108V259H107ZM124 257H125V259H124ZM170 257H173V255L170 256ZM211 257H213V258H211ZM260 257H256L255 259L260 258ZM13 258L15 259V261H13ZM19 258H20V261H19ZM65 258H66V260H65ZM151 258H152V260H151ZM174 258H173V261L171 260V262H174ZM237 258H238V260H237ZM22 259H24V260H22ZM28 259L30 261L29 263H28ZM100 259H102V260H100ZM121 259L122 260L124 259L123 261L127 260V262L124 263ZM136 259H139L140 263H138V261ZM141 259H143V260L141 261ZM170 259H172V258H170ZM170 259H169V261H170ZM185 259L188 260V258H184V259H180L179 261L182 260L184 262ZM25 260H27V261H25ZM78 260H80V261H78ZM81 260H83L85 262H82ZM88 260H90V261H88ZM202 260H203V262H202ZM261 260H262V262L259 259H257L258 264L260 262H261V264L264 262L262 257H261ZM35 261H37V262H35ZM38 261H40V263ZM169 261L166 260V262H168V264L171 263ZM182 261H181V263L184 264ZM195 261H196V263H194ZM248 261H250V260H248ZM254 261L255 260H253L254 264L257 263V262H254ZM53 262H55V263H53ZM87 262H86V264H87ZM114 262H112V263L115 264ZM131 262H130V264H132ZM155 262H153V263L156 264ZM166 262H165V264H166ZM153 263H151V264H153ZM163 263H161V264H163ZM91 264H92V262H91ZM174 264H175V262H174ZM179 264H180V262H179Z\"/></svg>",
    "mask_w": 264,
    "mask_h": 264
},
{
    "label": "bare ground",
    "instance_id": "6f19581e",
    "mask_svg": "<svg viewBox=\"0 0 264 264\" xmlns=\"http://www.w3.org/2000/svg\"><path fill=\"white\" fill-rule=\"evenodd\" d=\"M65 1H66V0H65ZM109 1H110V0H109ZM111 1H112V0H111ZM118 1H119V0H118ZM130 1H131V0H130ZM174 1H175V0H174ZM187 1H188V0H187ZM253 1H256V2H257L258 0H253ZM114 2H115V1H114ZM126 2H127V1H126ZM136 2H137V1H136ZM189 2H190V1H189ZM228 2H229V1H228ZM239 2H240V1H239ZM256 2H255V3H256ZM69 3H70V1H69ZM72 3H73V2H72ZM110 3H111V2H110ZM112 3H113V2H112ZM112 3H111V4H112ZM176 3H177V2H176ZM181 3H182V2H181ZM198 3H199V2H198ZM200 3H201V2H200ZM200 3H199V4H200ZM226 3H227V2H226ZM259 3H261L260 0H259ZM113 4H114V3H113ZM164 4H165V3H164ZM186 4H187V3H186ZM206 4H209V3H206ZM236 4H237V3H236ZM243 4H244V3H243ZM251 4H254V2H253V3L251 2ZM251 4H250V5H251ZM257 4H258V3H257ZM165 5H166V4H165ZM174 5H175V4H174ZM193 5H194V4H193ZM117 6H118V5H117ZM117 6H115V7L118 8L119 6H118V7H117ZM138 6H139V5H138ZM141 6H143V5H141ZM171 6H172V5H171ZM196 6H197V5H196ZM209 6H210V5H209ZM228 6H229V5H228ZM235 6H236V5H235ZM254 6H255V5H254ZM258 6L260 7L259 4H258ZM258 6H257V7H258ZM262 6H263V5H262ZM262 6H261V8H262ZM115 7H114V8H115ZM122 7H123V5H122ZM153 7H154V6H153ZM187 7L189 8L190 6H187ZM249 7H250V6H249ZM112 8H113V7H112ZM129 8H130V7H129ZM141 8H142V7H141ZM169 8H170V7H169ZM184 8L187 9L186 7H184ZM197 8H198V7H197ZM220 8H221V7H220ZM255 8H256V7H255ZM164 9H165V8H164ZM179 9H180V8H179ZM213 9H215V8H213ZM262 9H263V8H262ZM119 10H120V9H119ZM119 10H118V11H119ZM136 10H137V9H136ZM144 10H145V8H144ZM153 10H154V9H153ZM166 10H167V9H166ZM188 10H190V9H188ZM233 10H234V9H233ZM118 11H117V12H118ZM121 11H122V10H121ZM125 11H126V10H125ZM161 11H163V10H161ZM168 11H169V10H168ZM172 11H173V10H172ZM185 11H186V10H185ZM208 11H209V10H208ZM217 11H218V10H217ZM146 12H147V11H146ZM180 12H181V11H180ZM229 12H230V11H229ZM135 13H136V12H135ZM151 13H152V12H151ZM154 13H155V12H154ZM198 13H199V12H198ZM202 13H203V12H202ZM222 13H223V12H222ZM232 13H233V12H232ZM234 13H235V12H234ZM263 13H264V12H263ZM61 14H62V13H61ZM129 14H130V13H129ZM140 14H141V13H140ZM162 14H163V13H162ZM164 14H165V13H164ZM199 14H200V13H199ZM210 14H211V13H210ZM70 15H71V14H70ZM142 15H143V14H142ZM149 15H150V14H149ZM157 15H159V14L157 13ZM178 15H179V12H178ZM182 15H183V14H182ZM195 15H198V14H195ZM263 15H264V14H263ZM93 16H94V15H93ZM126 16H127V15H126ZM131 16H132V15H131ZM198 16H199V15H198ZM211 16H212V15H211ZM226 16H227V15H226ZM238 16H239V15H238ZM66 17H67V16H66ZM75 17H76V16H75ZM94 17H96V16H94ZM132 17H133V16H132ZM134 17H135V16H134ZM159 17H160V16H158V18H159ZM188 17H189V16H188ZM214 17H215V16H214ZM230 17H232V14H231ZM233 17H234V16H233ZM61 18H63V17L61 16ZM81 18H84V17H81ZM91 18L94 19L93 17H91ZM105 18H106V17H105ZM125 18H126V17H125ZM151 18H152V17H151ZM166 18H167V17H166ZM212 18H213V17H212ZM215 18H216V17H215ZM63 19H64V18H63ZM63 19H62V20H63ZM107 19H108V18H107ZM147 19H148V18H147ZM147 19H146V20H147ZM149 19H150V18H149ZM196 19H197V18H196ZM231 19H233V18H231ZM58 20H59V19H58ZM65 20H66V18H65ZM82 20H83V19H82ZM90 20H91V19H90ZM90 20H89V21H90ZM96 20H97V19H96ZM104 20H105V19H104ZM122 20H123V19H122ZM130 20H131V19H130ZM132 20H133V19H132ZM206 20H207V19H206ZM216 20H217V19H216ZM219 20H220V19H219ZM229 20H230V19H229ZM54 21H55V20H54ZM60 21H61V20H60ZM60 21H59V22H60ZM70 21H71V20H70ZM84 21H85V20H84ZM99 21H100L101 24H102L103 20L100 19ZM139 21H140V20H139ZM144 21H145V19H144ZM201 21H202V20H201ZM222 21H224V20H222ZM233 21H234V19H233ZM55 22H57V21H55ZM61 22H62V21H61ZM67 22H68V20H67ZM86 22H88L87 18H86ZM86 22H85V23H86ZM100 22H99V23H100ZM104 22H105V21H104ZM104 22H103V24H104ZM111 22H112V21H111ZM114 22H116V21H114ZM124 22H125V21H124ZM169 22H170V21H169ZM207 22H208V21H207ZM76 23H77V22H76ZM99 23H97V24H99ZM109 23H110V22H109ZM109 23H108L107 25H109ZM139 23H140V22H139ZM146 23H147V21H146ZM166 23H167V22H166ZM192 23H193V22H192ZM194 23H195V22H194ZM214 23H215V22H214ZM243 23H244V22H243ZM57 24H58V23H57ZM60 24H61V23H60ZM87 24H88V23H87ZM103 24H102V26H103ZM110 24H111V23H110ZM122 24H123V23H122ZM124 24H125V23H124ZM144 24H145V23H144ZM173 24H174V23H172V25H173ZM219 24H220V23H219ZM225 24H226V23H225ZM236 24H237V23H236ZM74 25H75V24H74ZM78 25H79V24H78ZM78 25H77V26H78ZM94 25H95V24H94ZM105 25H106V23H105ZM105 25H104V26H105ZM107 25H106V26H107ZM117 25H118V24H117ZM127 25H128V24H127ZM145 25H146V24H145ZM145 25H144V26H145ZM170 25H171V24H170ZM200 25H201V24H200ZM210 25H211V24H210ZM241 25H243V24H241ZM54 26H55V25H54ZM57 26H58V25H57ZM59 26H60V25H59ZM77 26H76V27H77ZM89 26H90V24H89ZM92 26H93V25H92ZM100 26H101V25H100ZM100 26H99V27H100ZM129 26H130V25H129ZM137 26H138V25H137ZM222 26H223V25H222ZM224 26H225V25H224ZM55 27H56V26H55ZM76 27H74L73 29H75ZM108 27H110V28L113 29V27H115V26H114V25H113V26L110 25V26H108ZM108 27H107V29H108ZM133 27H134V25H133ZM147 27H148V26H147ZM168 27H169V26H168ZM61 28H62V27H61ZM82 28H83V27H82ZM87 28H88V27H87ZM93 28H94V26H93ZM100 28H101V27H100ZM110 28H109L108 30H111ZM126 28H127V27H126ZM150 28H151V27H150ZM150 28H149V29H150ZM225 28H227V27H225ZM58 29H59V28H58ZM85 29H86V28H85ZM116 29H117V28H116ZM137 29H138V28H137ZM144 29H145V28H144ZM198 29H199V28H198ZM200 29H201V28H200ZM233 29H234V28H233ZM89 30H90V29H89ZM113 30H115V29H113ZM113 30H112V31H113ZM120 30H121V29H120ZM133 30H134V29H133ZM135 30H136V29H135ZM146 30H147V28H146ZM194 30H195V29H194ZM220 30H221V29H220ZM220 30H219V31H220ZM230 30H231V29H230ZM59 31H61V30L59 29ZM82 31H83V30H82ZM98 31H99V30H98ZM115 31H116V30H115ZM121 31H122V30H121ZM227 31H229L228 28H227ZM73 32H76V30H74ZM73 32H72V33H73ZM78 32H79V31H78ZM109 32H110V31H109ZM113 32H114V31H113ZM128 32H129V31H128ZM133 32L135 33V31H133ZM169 32H170V30H169ZM232 32H233V31H232ZM98 33H99V32H98ZM116 33H117V32H116ZM121 33H122V32H121ZM129 33H131V31H130ZM147 33H149V32H147ZM247 33H248V32H247ZM60 34H61V33H60ZM70 34H71V33H70ZM74 34H75V33H74ZM77 34H78V33H77ZM83 34H84V33H83ZM90 34H91V33H90ZM108 34H109V33H108ZM132 34H133V33H132ZM132 34H131V35H132ZM149 34H150V33H149ZM199 34H200V33H199ZM202 34H203V32H202ZM227 34H228V33H227ZM227 34H226V35H227ZM229 34H230V33H229ZM241 34H242V33H241ZM248 34H249V33H248ZM49 35H50V34H49ZM103 35H104V34H103ZM117 35H118V34H117ZM120 35H122V34H120ZM133 35H134V34H133ZM133 35H132V36H133ZM137 35H138V34H137ZM170 35H171V34H170ZM231 35H232V34H231ZM234 35H235V33H234ZM237 35H238V34H237ZM43 36H44V35H43ZM50 36H51V35H50ZM58 36H59V35H58ZM76 36H77V35H76ZM111 36H112V35H111ZM111 36H110V37H111ZM138 36H139V35H138ZM141 36H142V35H141ZM141 36H140V37H141ZM148 36H149V35H148ZM150 36H151V35H150ZM227 36H228V35H227ZM229 36H230V35H229ZM81 37H82V35H81ZM87 37H88V36H87ZM98 37H100V36H98ZM102 37H103V36H102ZM102 37H101V38H102ZM133 37H134V39H135V36H133ZM133 37H132V42H133V43H131V42H129V41H128V42L134 45V41H133L134 39H133ZM232 37H235V38H236V36H232ZM263 37H264V36H263ZM42 38H43V37H42ZM47 38H48V37H47ZM47 38H46V36H45V39H47ZM83 38H85V37H83ZM90 38H91V37H90ZM117 38H118V36H117ZM127 38H128V37H127ZM203 38H204V37H203ZM235 38H232V39H235ZM45 39H44V40H45ZM49 39H50V38H49ZM57 39H58V38H57ZM67 39H68V38H67ZM76 39H77V38H76ZM86 39H87V38H86ZM93 39H94V38H93ZM103 39H104V38H103ZM109 39H110V38H109ZM112 39H113V37H112ZM112 39H110V40H112ZM121 39H122V38H121ZM129 39H130V37H129L127 40H129ZM136 39H137V40H136ZM136 39H135V40H136V42H137V43H136V45H137V44H139V43H138V39H139V38L137 37ZM177 39H178V38H177ZM238 39H239V38H238ZM238 39H236V40H238ZM44 40H42V42H45ZM52 40L55 41V39H52ZM73 40H74V39H73ZM77 40H78V39H77ZM90 40H91V39H90ZM100 40H101V39H100ZM107 40H108V39H107ZM117 40H118V39H117ZM127 40H125V41H127ZM130 40H131V39H130ZM139 40H141V39H139ZM239 40H240V39H239ZM239 40H238V41H239ZM254 40H255V39H254ZM257 40H258V39H257ZM259 40H260V39H259ZM50 41H51V40H49L48 43H49ZM53 41H52V43H54ZM57 41H59V40H56V42H57ZM68 41H69V40H68ZM88 41H89V39H88ZM93 41H94V40H93ZM95 41H96V39H95ZM118 41H119V40H118ZM246 41H247V40H246ZM261 41H263V40H261ZM56 42H55V43H56ZM89 42H91V41H89ZM98 42H99V41H98ZM100 42H101V41H100ZM111 42H112V41H111ZM139 42H141V41H139ZM247 42H248V41H247ZM45 43H46V42H45ZM50 43H51V42H50ZM66 43H67V42H66ZM66 43H65V44H66ZM74 43H75V42H74ZM84 43H85V42H84ZM87 43H88V42H87ZM92 43H93V42H92ZM92 43H90V44L92 45ZM106 43H107V42H106ZM106 43H105V44H106ZM141 43H143V41H142ZM141 43H140V44H141ZM155 43H156V42H155ZM252 43H253V42H252ZM252 43H250V44H252ZM46 44H47V43H46ZM57 44H60V43L57 42ZM57 44H56V45H57ZM100 44H101V43H100ZM108 44H109V43H108ZM127 44H128V43H127ZM148 44H149V43H148ZM246 44H247V43H246ZM246 44H245V45H246ZM248 44H249V42H248ZM254 44H256V43H254ZM258 44H260V42H259ZM262 44H263V43H262ZM54 45H55V44H54ZM66 45H67V44H66ZM68 45H69V44H68ZM95 45H96V44H94V46H95ZM143 45H144V44H143ZM187 45H188V44H187ZM201 45H202V44H201ZM240 45H241V44H240ZM252 45H253V44H252ZM29 46H30V45H29ZM88 46H89V45H88ZM92 46H93V45H92ZM94 46H93V47H94ZM97 46H98V45H97ZM104 46H105V45H104ZM113 46H115V45H113ZM128 46H129V45H128ZM130 46H131V45H130ZM138 46H139V45H137V47H138ZM250 46H251V45H249V47H250ZM254 46H255V45H254ZM257 46H258V45H257ZM261 46H262V45H261ZM54 47H55V46H54ZM54 47H53L52 50H49V51H50V52L53 51V50L55 49ZM64 47H65V46H63V48H64ZM93 47H92V48H93ZM99 47H100V45H99ZM108 47H109V46H108ZM141 47H142V46H141ZM141 47H140V48H141ZM247 47H248V46H247ZM258 47H259L258 49H261L260 46H258ZM44 48H47V45H46V47H44ZM48 48L51 49V47H49V46H48ZM65 48H66V47H65ZM69 48H70V47H68V49H69ZM106 48H107V46L105 47V49H106ZM124 48H126V47H124ZM124 48H123V49H124ZM132 48H134V47H132ZM243 48H244V47H243ZM245 48H246V47H245ZM253 48H254V47H253ZM256 48H257V47H256ZM94 49H95V48H94ZM108 49H109V48H108ZM111 49H112V48H111ZM113 49H114V48H113ZM115 49H116V47H115ZM137 49H138V48H137ZM142 49H143V48H142ZM196 49H197V48H196ZM56 50H57V49H55V51H56ZM65 50H66V49H65ZM96 50H97V49H96ZM125 50H126V49H125ZM40 51H41V50H40ZM44 51H45V50H44ZM49 51H47V52H49ZM62 51H63V49H62ZM66 51H67V50H66ZM73 51H74V50H73ZM100 51H101V50H100ZM105 51H106V50H105ZM260 51H261V50H260ZM37 52H38V51H37ZM42 52H43V51H42ZM50 52H49V53H50ZM56 52H57V51H56ZM69 52H70V49H69ZM69 52H68V53H69ZM71 52H72V51H71ZM120 52H121V51H120ZM126 52H127V51H126ZM58 53H61V52L58 51ZM68 53H65V54H68ZM72 53H74V52H72ZM76 53H77V52H76ZM95 53H97V52H95ZM245 53H246V52H245ZM2 54H3V53H2ZM52 54H53V56H54V53H52ZM74 54H75V53H74ZM77 54H78V53H77ZM77 54H76V55H77ZM98 54H99V53H98ZM247 54H248V53H246V55H247ZM250 54H251V53H249V55H250ZM41 55H42V54H41ZM55 55H56V54H55ZM57 55H58V54H57ZM61 55H62V54H61ZM69 55L71 56V54H69ZM96 55H97V54H96ZM106 55H107V54H106ZM108 55H109V54H108ZM120 55H121V54H120ZM244 55H245V54H244ZM246 55L244 56L245 58H246ZM251 55H252V54H251ZM251 55H250V56H251ZM59 56H60V55H59ZM59 56H58V58H59ZM70 56H69V58H70ZM77 56H79V55H77ZM97 56H98V55H97ZM247 56H248V55H247ZM250 56H248L247 59H250ZM56 57H57V56H56ZM74 57H75V55H74ZM74 57H73V58H74ZM95 57H96V56H95ZM95 57H93V59H94ZM163 57H164V56H163ZM252 57H254V55H253ZM256 57H257V55H256ZM0 58H1V57H0ZM3 58H4V57H3ZM67 58H68V57H66L65 59L67 60ZM73 58H72V59H73ZM96 58H97V57H96ZM104 58H105V57H104ZM260 58H261V57H260ZM55 59H57V58H55ZM60 59H63V58H60ZM70 59H71V58H70ZM70 59H68L67 61H69ZM76 59H77V58H76ZM76 59H75V60L73 59L72 61L75 62V61H77ZM79 59L81 60V57L78 58V60H79ZM108 59H109V58H108ZM110 59H111V58H110ZM150 59H151V58H150ZM167 59H168V56H167ZM256 59H257V58H256ZM6 60H7V59H6ZM43 60H44V59H43ZM52 60H53V59H52ZM57 60H58V59H57ZM63 60H64V59H63ZM63 60H62V61H61V60H60V61H57V62H55V64H54L53 62H52L53 64H49L50 61H48L49 63L46 62L45 64H46V65L49 64V65H51V66H49V65H47V66L44 65V66L47 67V68L49 67V68H50V69H49L50 71H51V69H53V68H51V67H53V66H55V67L57 66L58 68H59V67H61V68L63 67V68H64L65 65H64V66H61V65H63V63H61V62H63ZM199 60H200V59H199ZM203 60H204V59H203ZM251 60H255V59L253 58V59H251ZM263 60H264V59L262 58V61H263ZM55 61H56V60H55ZM70 61H71V60H70ZM107 61H108V60H107ZM149 61H150V60H149ZM255 61H256V60H255ZM258 61H259V57H258ZM2 62H3V60H2ZM2 62H1V63H2ZM65 62H66V61H64V63H65ZM78 62H79V64L81 63L80 61H78ZM78 62H77V64H78ZM96 62H97V61H96ZM115 62H116V61H115ZM128 62H129V61H128ZM133 62H134V61H133ZM142 62H143V61H142ZM198 62H199V61H198ZM260 62H261V61H260ZM3 63H4V62H3ZM43 63H44V62H43ZM69 63H70V62H69ZM93 63H94V60H93ZM112 63H113V62H112ZM136 63H137V62H136ZM143 63H144V62H143ZM253 63H254V62H253ZM41 64H42V63H41ZM41 64H40V65H41ZM66 64H67V62H66ZM70 64H71V63H70ZM73 64H74V63H73ZM81 64H82V63H81ZM108 64H109V63H108ZM110 64H111V61H110ZM138 64H139V63H138ZM257 64H258V63H256V65H257ZM4 65H5V64H4ZM68 65H69V64H68ZM74 65H75V64H74ZM85 65H86V64H85ZM117 65H118V64H117ZM139 65H140V64H139ZM148 65H149V63H148ZM253 65H254V64H253ZM256 65H255V66H256ZM66 66H67V65H66ZM76 66H77V68H79L78 65H76ZM108 66H109V65H108ZM110 66H111V65H110ZM115 66H116V65H115ZM134 66H135V64H134ZM187 66H188V65H187ZM237 66H238V65H237ZM258 66H260V64H258ZM258 66H257V69H258ZM0 67H1V65H0ZM3 67H4V66H3ZM3 67H2V68H3ZM36 67H37V66H36ZM40 67H41V66H40ZM55 67H54V68H55ZM126 67H127V66H126ZM118 68H120V67H118ZM206 68H207V67H206ZM262 68H263V66H262ZM4 69H6V67H5ZM4 69H3V70H4ZM59 69H60V68H59ZM59 69H58V70H59ZM66 69H67V68H66ZM108 69H109V68H108ZM110 69H111V68H110ZM115 69H116V68H115ZM115 69H114V71H116ZM124 69H125V68H124ZM132 69H133V68H132ZM132 69H131V70H132ZM176 69H177V68H176ZM211 69H212V68H211ZM0 70L2 71V69H0ZM38 70H40V69H38ZM38 70H37V71H38ZM46 70H47V69H46ZM49 70H48V71H49ZM55 70H57V69H55ZM60 70H61V69H60ZM69 70H72V67H71V69H69ZM74 70H75V69H74ZM79 70H81V69H78V71H79ZM119 70H120V69H119ZM125 70H126V69H125ZM127 70H128V69H127ZM144 70H145V69H144ZM261 70H262V69H261ZM263 70H264V69H263ZM263 70H262V71H263ZM41 71H42V70H41ZM44 71H45V70H44ZM50 71H49V72H50ZM67 71H68V70H67ZM72 71H73V70H72ZM76 71H77V70H76ZM81 71H82V70H81ZM110 71H111V70H110ZM175 71H176V70H175ZM39 72H40V71H39ZM39 72H37V73H39ZM49 72H47V73H49ZM58 72H59V71H58ZM111 72H112V71H111ZM121 72H122V71H121ZM138 72H139V71H138ZM140 72H141V71H140ZM179 72H180V71H179ZM182 72H183V71H182ZM205 72H206V71H205ZM3 73H4V71H3ZM50 73H53V71L50 72ZM73 73H74V72H73ZM117 73H118V72H117ZM145 73H146V72H145ZM171 73H172V71H171ZM177 73H178V72H177ZM207 73H208V71H207ZM211 73H212V71H211ZM260 73H262V72H260ZM263 73H264V72H263ZM56 74H57V73H56ZM173 74H174V73H173ZM183 74H184V73H183ZM1 75H2V74H1ZM26 75H27V74H26ZM37 75H38V74H37ZM74 75H75V74H74ZM76 75H77V73H76ZM81 75H82V74H81ZM141 75H142V72H141ZM148 75H149V74H148ZM187 75H188V74H187ZM201 75H202V74H201ZM207 75H208V74H207ZM2 76H3V75H2ZM67 76H68V75H67ZM116 76H117V75H116ZM116 76H115V77H116ZM149 76H150V75H149ZM152 76H153V75H152ZM179 76H180V75H179ZM198 76H199V75H198ZM202 76H205V73H204V75H202ZM33 77H34V76H33ZM35 77H36V76H35ZM77 77H78V75H77ZM77 77H76V78H77ZM80 77H82V76H80ZM153 77H154V76H153ZM153 77H152V78H153ZM192 77H193V76H192ZM205 77L208 79L207 76H205ZM0 78H1V77H0ZM3 78H4V76H3ZM23 78L26 79L27 77H23ZM23 78H21V79H23ZM172 78H173V77H172ZM196 78H197V77H195V80H194V79H192V80L196 81V80L199 79L200 77H198L197 79H196ZM202 78H203V77H202ZM202 78H201V80H203ZM210 78H211V77H210ZM28 79H32V78H28ZM28 79H26L27 82H28V83H26V85H29V82H30V81H28ZM88 79H89V78H88ZM157 79H158V78H157ZM157 79H156V80H157ZM165 79H166V78H165ZM184 79H185V78H184ZM189 79H191V77H190ZM189 79H187V80H189ZM123 80H124V78H123ZM149 80H151V78H150ZM149 80L147 79V81H149ZM153 80H154V79H153ZM153 80H152V81H153ZM158 80H159V79H158ZM177 80H179V78H178ZM187 80H186V81H187ZM210 80H211V79H210ZM210 80H209V82H210ZM21 81H22V80H21ZM23 81H24V79H23ZM85 81L87 82V80H85ZM194 81H193V82H194ZM213 81H214V80H213ZM245 81H246V80H245ZM31 82H33V81H31ZM34 82H35V81H34ZM77 82H78V81H77ZM79 82H80V81H79ZM86 82H85V84H84L85 86L82 85V86L85 87V88L89 87V86L91 85V82H92V81L90 82V85H88V84H89V81H88V84H86ZM100 82H101V81H99V83H100ZM150 82H151V81H150ZM157 82H159V81H157ZM182 82H183V81H182ZM189 82H190V81H189ZM197 82H199V85H201V87H202L203 84H202V83L200 84V82H204V81H199V80H198ZM223 82H224V80H223ZM7 83H9V81H8ZM82 83H83V82H82ZM94 83H95V82H94ZM94 83H93V84H94ZM106 83H107V82H106ZM138 83H139V82H138ZM151 83H152V82H151ZM151 83H150V84H151ZM161 83H162V82H161ZM173 83H174V82H173ZM195 83H196V82H195ZM195 83H191V84H195ZM212 83H213V82H212ZM0 84H1V83H0ZM5 84H6V83H5ZM75 84H76V87L79 86V85L77 86V83H75ZM75 84L72 85V86H75ZM78 84H79V83H78ZM103 84H104V83H103ZM136 84H137V83H136ZM136 84H135V85H136ZM145 84H146V83H145ZM148 84H149V83H148ZM150 84H149V85H150ZM154 84H155V83H154ZM156 84H157V83H156ZM180 84H181V83H180ZM184 84H185V83H184ZM207 84H208V83H207ZM209 84H210V83H209ZM219 84H220V83H219ZM246 84H247V82H246ZM7 85H8V84H7ZM20 85H21V83H20ZM87 85H88V86H87ZM97 85H98V83H97ZM108 85H110V84H108ZM135 85H134V86H135ZM142 85H143V84H142ZM178 85H179V84H178ZM196 85L198 86V84H196ZM248 85H249V84H247V86H248ZM0 86H2V85H0ZM69 86H71V85H69ZM80 86H81V84H80ZM92 86H93V85H92ZM100 86H101V85H100ZM100 86H98V87H100ZM127 86H128V85H127ZM138 86H139V85H138ZM156 86H157V85H156ZM156 86H154V87H156ZM162 86H163V85H162ZM172 86H173V85H172ZM189 86H190V85H189ZM189 86H188V88H189ZM210 86H211V85H210ZM214 86H215V85H214ZM214 86H211V89H213V88L215 89ZM216 86H217V85H216ZM240 86H241V85H240ZM240 86H239V87H240ZM3 87H4V86H2V88H3ZM9 87H11L10 84H9L8 88H9ZM90 87H91V86H90ZM90 87H89V88H90ZM102 87H103V86H102ZM108 87H109V86H108ZM145 87H146V86H143V88L145 89V92L148 93L147 90H150L149 93H151L152 95H151V94H150V95L153 96V93H152V92L155 93V91H156L155 88L152 87V86L150 87V86L147 85V87H146L147 90H146ZM149 87H150L151 89H152V88H154V89H152V91H151V89H149ZM201 87L199 86V88H201ZM212 87H213V88H212ZM23 88H24V87H23ZM27 88H28V87L26 86V89H27ZM31 88H32V87H31ZM95 88H96V87H95ZM100 88H101V87H100ZM109 88H111V86H110ZM109 88L106 89L105 86H104L103 88H101V89H103V91H101V92H104V90H108ZM129 88H130V87H129ZM133 88H136V89H135L136 91H140V90H141V92H142V90H144V89L142 88V86L137 87V85H136V87H133ZM137 88H139L140 90H139V89L137 90ZM188 88H187V89H188ZM194 88H195V87H194ZM203 88H204V87H203ZM205 88H206V87H205ZM241 88H243V87H241ZM241 88H240V89H241ZM16 89H17V88H16ZM24 89H25V88H24ZM79 89H81V88H79ZM87 89H88V88H87ZM123 89H124V88H123ZM125 89H126V88H125ZM156 89H157V88H156ZM189 89H190V88H189ZM244 89H245V88H244ZM13 90H14V89H13ZM22 90H23V89H22ZM27 90H28V89H27ZM27 90H26V91H27ZM74 90H75V87H74ZM89 90H90V89H89ZM95 90H96V89H95ZM126 90H127V89H126ZM185 90H186V89H184V91H185ZM193 90H194V89H193ZM195 90H196V88H195ZM204 90H205V89H204ZM204 90H203V91H204ZM237 90H239V88H238ZM6 91H7V90H6ZM14 91H15V90H14ZM14 91H12V92H14ZM17 91H18V90H17ZM20 91H21V90H20ZM20 91H19V92H20ZM26 91H25V92H26ZM29 91H30V89H29ZM82 91H83V90H82ZM85 91H86V90H85ZM188 91H189V90H188ZM188 91L185 92V93H186V94H187V93L189 94L190 92H188ZM190 91H191V90H190ZM197 91H199V90H197ZM211 91L213 92L214 90H211ZM215 91H216V90H215ZM215 91H214L213 93H215ZM30 92H31V91H30ZM36 92H38V91H36ZM78 92H79V91H78ZM191 92H192V91H191ZM236 92L238 93V92H242V91H236ZM243 92H244V91H243ZM17 93H18V92H17ZM26 93H27V92H26ZM88 93H89V92H88ZM91 93H92V92H91ZM136 93H137V92H136ZM158 93H160V92H158ZM192 93H193V92H192ZM194 93H195V92H194ZM206 93H207V92H206ZM213 93H211V94H213ZM216 93H218V92H216ZM237 93H236V94H237ZM11 94H12V93H11ZM23 94H24V92H23ZM27 94H28V93H27ZM29 94H30V93H29ZM85 94H86V93H85ZM93 94H94V93H93ZM137 94H140V93L138 92ZM209 94H210V93H209ZM19 95L21 96L20 93H19ZM19 95H18V96H19ZM36 95H37V94H36ZM150 95H149V96H150ZM197 95H198V94H197ZM241 95H243V93H242ZM1 96H2V95H1ZM4 96H5V95H4ZM52 96H53V95H52ZM89 96H90V95H89ZM92 96H93V95H92ZM149 96L146 94L145 97H149ZM155 96H156V95H155ZM157 96H158V95H157ZM183 96H185V95H183ZM183 96H182V98H183ZM186 96H187V95H186ZM191 96H192V95H191ZM194 96H195V94H194ZM236 96H239V94H237ZM12 97H13V96H12ZM35 97H36V96H35ZM37 97H38V96H37ZM41 97H42V96H41ZM60 97H62V96H60ZM79 97H80V96H79ZM87 97H88V96H87ZM93 97H94V96H93ZM187 97H189V96H187ZM243 97H244V96H242V100H244ZM2 98H3V97H2ZM13 98H14V97H13ZM29 98H32V97L29 96ZM39 98H40V97H39ZM39 98H38V99H39ZM180 98H181V97H180ZM182 98H181V99H182ZM191 98H192V97H191ZM191 98H190V99H191ZM244 98H245L246 100L248 99V98H246V97H244ZM34 99H35V98H34ZM62 99H63V97H62ZM83 99L85 100L84 97H83ZM83 99H82V100H83ZM190 99H189V100H190ZM193 99H194V98H193ZM198 99H199V98H198ZM58 100H59V98H58ZM60 100H61V99H60ZM92 100H93V99H92ZM92 100H91V101H92ZM182 100H183V99H182ZM189 100H188V101H189ZM242 100H240V101H242ZM88 101H89V100H88ZM93 101H94V100H93ZM95 101H97L96 98H95ZM177 101H178V100H177ZM177 101H176V103H177ZM179 101H180V100H179ZM179 101H178V102H179ZM186 101H187V100H186ZM248 101H249V99H248ZM45 102H46V101H45ZM45 102H44V103H45ZM61 102H62V101H61ZM180 102H181V101H180ZM180 102H179V103H180ZM243 102H245V101H243ZM243 102H242V103H243ZM246 102H247V101H246ZM66 103H67V102H66ZM83 103H84V102H83ZM90 103H92V102H90ZM98 103H99V102H98ZM185 103H186V102H185ZM238 103H240V102H238ZM40 104H41V103H40ZM60 104H61V103H60ZM80 104H81V103H80ZM87 104H88V103H87ZM100 104H101V103H100ZM181 104L184 105V103H181ZM240 104H241V103H240ZM244 104H245V103H244ZM25 105H26V104H25ZM27 105H28V104H27ZM44 105H45V104H44ZM56 105H57V104H56ZM153 105H154V104H153ZM155 105H156V104H155ZM174 105H175V104H174ZM178 105H179V104H178ZM186 105H187V104H185V106H186ZM57 106H58V105H57ZM63 106H64V108L66 107L65 105H63ZM63 106H62V107H63ZM87 106H88V105H87ZM90 106H91V105H90ZM185 106H183V107H185ZM155 107H156V106H155ZM171 107H173V106H171ZM188 107H189V106H188ZM27 108L29 109V108H31V107H26V109L23 108V110H27ZM42 108H43V107H42ZM177 108H178V107H177ZM18 109H19V108H18ZM18 109H17V110H18ZM32 109H33V108H32ZM178 109H179V108H178ZM181 109H182V107H181ZM64 110H65V109H64ZM66 110H67V109H66ZM67 111H68V110H67ZM86 111H88V110H86ZM151 111H152V110H151ZM182 111H183V110H182ZM22 112H23V111H22ZM29 112H30V111H29ZM148 112H149V111H148ZM35 113H36V112H35ZM89 113H90V111H89ZM108 113H110V111H109ZM112 113H113V112H112ZM151 113H152V112H151ZM180 113H182V112L180 111ZM83 114H84V113H83ZM113 114H114V113H113ZM145 114H146V113H145ZM111 116H112V115H111ZM122 116H123V115H122ZM134 116H135V115H134ZM125 117H126V116H125ZM8 118H9V117H8ZM12 118H13V117H12ZM126 118H127V117H126ZM163 119H165V118H163ZM170 119H171V118H170ZM175 119H176V118H175ZM15 120H16V119H15ZM171 120H172V119H171ZM6 121H7V120H6ZM22 121H23V120H22ZM175 121H176V120H175ZM222 121H223V120H222ZM237 121H238V120H237ZM239 121H240V120H239ZM239 121H238V123L240 124ZM243 121H244V119H243ZM243 121H242V123L245 124L246 121H244V122H243ZM247 121H248V119H247ZM235 122H236V121H235ZM250 122H251V121H250ZM166 123H167V122H166ZM224 123H225V122H224ZM224 123H223V124H224ZM238 123H237V124H238ZM242 123H241V124H242ZM2 124H3V123H2ZM10 124H11V123H10ZM19 124H20V123H19ZM144 124H145V123H144ZM220 124H221V123H220ZM235 124H236V123H235ZM247 124H248V123H247ZM0 125H1V124H0ZM11 125H12V124H11ZM13 125H14V124H13ZM224 125H225V124H224ZM8 126H9V125H8ZM219 126H220V125H219ZM222 126H223V125H222ZM222 126H221V127H222ZM150 127H151V126H150ZM223 127H224V126H223ZM223 127H222V128H223ZM95 128H96V127H95ZM146 128H147V127H146ZM153 128H154V127H153ZM102 129H103V128H102ZM107 129H108V128H107ZM144 129H145V128H144ZM149 129H150V128H149ZM154 129H155V128H154ZM169 129H170V128H169ZM174 129H175V128H174ZM174 129H173V130H174ZM223 129H224V128H223ZM13 130H15V129H13ZM145 130H146V129H145ZM167 131H169V130H167ZM167 131H166V132H167ZM13 132H14V131H13ZM13 132H12V135H13ZM145 132H146V131H145ZM159 132H160V131H159ZM8 133H9V132H8ZM1 134H2V133H1ZM170 134H171V133H170ZM3 135H4V134H3ZM115 135L118 136L119 134H115ZM115 135H114V136H115ZM122 135H124V134H122ZM154 135H155V134H154ZM159 135H160V133H159ZM84 137H85V136H84ZM100 137H101V136H100ZM110 137H112V136H110ZM122 137H123V136H122ZM124 137H125V136H124ZM245 137H246V136H245ZM7 138H8V137H7ZM16 138H17V137H16ZM113 138H114V137H113ZM118 138H119V137H118ZM120 138H121V137H120ZM120 138H119V139H120ZM161 138H162V137L159 138V139H160V140H159L160 142L162 141ZM172 138H173V137H171V139H172ZM4 139H5V138H4ZM41 139H42V138H41ZM107 139H108V138H107ZM121 139H122V138H121ZM123 139H125V138H123ZM123 139H122V140H123ZM8 140H9V139H8ZM11 140H12V139H11ZM11 140H10V141H11ZM13 140H14V139H13ZM15 140H16V139H15ZM169 140H170V139H169ZM175 140H176V138H175ZM175 140H174V141H175ZM179 140H180V139H179ZM245 140H246V138H245ZM248 140H249V138H248ZM10 141H9L8 143H10ZM17 141H19V140L17 139ZM17 141H16V142H17ZM50 141H51V140H50ZM105 141H106V139H105ZM109 141H110V140H109ZM126 141H127V140H125V142H126ZM170 141H172V140H170ZM170 141H169V142H170ZM177 141H178V140H177ZM177 141H176V142H177ZM193 141H194V140H193ZM3 142H4V141H3ZM21 142H22V141H21ZM39 142L41 143V141H39ZM51 142H52V141H51ZM110 142H111V141H110ZM141 142H143V141H141ZM169 142H168V143L166 142V144H170ZM172 142H173V141H172ZM4 143H5V142H4ZM4 143H3V144H4ZM108 143H109V142H108ZM108 143H107V144H108ZM123 143H124V141H123ZM132 143H133V142H132ZM138 143H139V144H138ZM138 143H136V144H132V148L134 149L133 145H134V146H135V145L137 146V145L142 144V143H140L139 141H138ZM162 143L165 144L164 141H163ZM195 143H196V142H195ZM246 143H248L247 145L249 146V144H251V140H250V143L247 142V140H246ZM246 143H245V144H246ZM11 144H12V143H11ZM11 144H10V146H11ZM21 144H23V143H21ZM21 144H20V145H21ZM127 144L131 145V142H130V143L128 142ZM172 144H173V143H172ZM241 144H243V143H241ZM241 144H240V145H241ZM13 145H14V144H13ZM15 145H16V144H15ZM39 145H40V144H39ZM100 145H101V144H100ZM109 145H110V144H109ZM187 145H188V144H187ZM204 145H205V144H204ZM243 145H244V144H243ZM247 145H246V146H247ZM26 146H27V145H26ZM102 146H103V145H102ZM105 146H106V145H105ZM125 146H126V145H125ZM136 146H135V147H136ZM166 146H167V145H166ZM168 146H169V145H168ZM168 146H167V147H168ZM170 146H172V145L170 144ZM170 146H169V147H170ZM177 146H178V145H177ZM177 146H176V147H177ZM182 146H183V145H182ZM207 146H208V145H207ZM18 147H19V146H18ZM95 147H96V146H95ZM126 147L128 148V146H126ZM139 147H141V145H140ZM139 147H138V152L142 154V152H140V151H143V150H140V151H139ZM167 147H165V148H166V149H169V148H167ZM198 147H199V146H198ZM239 147H240V146H239ZM243 147H244V146H243ZM23 148H25V146H23ZM26 148H27V147H26ZM26 148H25V149H26ZM34 148H35V147H34ZM81 148H82V147H81ZM81 148H80V149H81ZM85 148H86V147H85ZM85 148H84V150H85ZM97 148H98V146H97ZM97 148H96V149H97ZM110 148H111V147H110ZM130 148H131V147H130ZM130 148H128V149L132 152L133 149L131 150ZM178 148H179V147H178ZM180 148H181V147H180ZM187 148H188V147H187ZM199 148H200V147H199ZM202 148H203V147H202ZM92 149H93V148H92ZM106 149L109 150V147L107 146ZM140 149H141V148H140ZM142 149H143V146H142ZM171 149H172V148H171ZM197 149H198V148H197ZM200 149H201V148H200ZM200 149H198L199 151L196 150V153L198 152L196 156L201 155V154H199ZM239 149H241V147H240ZM239 149H238V147H237V150L239 151L238 153L240 154V155L238 154V156H241L242 153H240V151L242 152V149H241V150H239ZM243 149H244V148H243ZM4 150H6V149H4ZM11 150H12V149H11ZM16 150H17V149H16ZM18 150H19V149H18ZM26 150H27V149H26ZM39 150H40V149H39ZM39 150H38V151H39ZM78 150H79V149H78ZM90 150H91V149H90ZM99 150H100V151H97V154H99V156H101L100 159H99V161H100V160H102V155H105V154L100 155L103 151H101L102 149H99ZM111 150H112V151H111ZM111 150H110V151L113 153V147L111 148ZM129 150H128V152H129ZM135 150H137V149H135ZM135 150H134V151H135ZM146 150H147V149H146ZM175 150H176V149H175ZM175 150H172V153H173V151H175ZM187 150H188V149H187ZM190 150H191V149H190ZM202 150H203V149H202ZM208 150H210V149H208ZM38 151H37V152H38ZM40 151H41V150H40ZM81 151H82V149H81ZM81 151H80V152H81ZM88 151H89V150L87 149V152H88ZM93 151H94V150H93ZM93 151H92V152H90V151L88 152V153H89V157H88V159L91 157V155H92V157H93V155H95V156L97 155V154H95L96 152L94 151V153H93ZM134 151L132 152L133 154L135 153ZM150 151L153 153L152 150H150ZM188 151H189V150H188ZM204 151H205V150H204ZM235 151H236V150H235ZM7 152H8V151H7ZM18 152H19V151H18ZM33 152H34V151H33ZM46 152H48V151H46ZM46 152H44V153H46ZM49 152H51V151H49ZM49 152H48V154H49ZM83 152H84V151H83ZM87 152H86V150H85V154H88ZM98 152H101V153H98ZM106 152H107V151H106ZM108 152H109V151H108ZM114 152H115V150H114ZM123 152H127L126 149H125V151H123ZM131 152H130V153H131ZM144 152H145V151H143V153H144ZM167 152H168V151H167ZM207 152H208V151H207ZM244 152H248V151L245 150ZM244 152H243V153H244ZM2 153H3V152H2ZM8 153H9V152H8ZM34 153H35V152H34ZM34 153H33V154H34ZM75 153H76V152H75ZM90 153H92V154H90ZM104 153H105V151H104ZM115 153H117V152H115ZM115 153H114V154H115ZM136 153H137V152H136ZM147 153H148V152H147ZM147 153H144V154L147 155ZM174 153H175V152H174ZM205 153H206V151L204 152V154H205ZM256 153H257V152H256ZM259 153H260V152H259ZM259 153H258V154H259ZM0 154H1V153H0ZM13 154H14V153H13ZM37 154H38V153H37ZM79 154H80V153H79ZM123 154L125 155V153H123ZM123 154H122V155H123ZM144 154H143V155H140V156H141V157H142V156H145ZM154 154L156 155V153H154ZM164 154H165V153H164ZM189 154H190V151H189ZM189 154H188V155H189ZM194 154H195V153H194ZM208 154H209V153H208ZM208 154L206 153V155H208ZM244 154H246V153H244ZM244 154H243V157H241V158L238 157V158H237V159H238L237 161H239V159H242V158L244 159V158H245V157H244ZM248 154H249V153H248ZM248 154H246L245 156H247ZM252 154H253V153H251L250 155H252ZM258 154H257V156H258L257 158L259 159V155H258ZM261 154H262V153H260V157L262 158V156H263V159H264V155L262 154V156H261ZM17 155H18V153H17ZM17 155H16V156H17ZM19 155H21V154H19ZM40 155H41V152H40ZM52 155H53V154H51V156H52ZM106 155H107V154H106ZM109 155L111 156L112 154L110 153ZM120 155H121V154H120ZM124 155H123V157H125L126 159H124V158H123V159H124L125 162H126V160L128 161V160L130 159L131 156H129V159H128V158H127L128 156H124ZM127 155H132V154H127ZM136 155H137V154H135V155L132 156V157H136ZM155 155H154V156H155ZM188 155H187V156H188ZM253 155H256V154H253ZM32 156H33V155H32ZM95 156H94V157H95ZM97 156H98V155H97ZM97 156H96V159H97ZM99 156H98V157H99ZM107 156H108V155H107ZM137 156H138V155H137ZM151 156H153V155H151ZM162 156H165V155H162ZM173 156H174V155H173ZM173 156H172V157H173ZM189 156H190V155H189ZM196 156H195V157H196ZM4 157H5V156H4ZM4 157H3V158H4ZM30 157H31V156H30ZM43 157H44V156L42 155L41 158H43ZM46 157H47V156H46ZM52 157H53V156H52ZM86 157H87V155H86ZM92 157H91V159H92ZM120 157H121V156H120ZM157 157H158V156H157ZM170 157H171V156H170ZM172 157H171V158H172ZM174 157H175V156H174ZM174 157H173V158H174ZM178 157H179V156H178ZM182 157H183V156H182ZM190 157H191V156H190ZM192 157H193V156H192ZM201 157H202V156H201ZM253 157L255 158V156H253ZM7 158H8V157H7ZM10 158H11V157H10ZM21 158H22V157H21ZM23 158H26V157L23 156ZM34 158H35V157H34ZM38 158H39V157H38ZM41 158H40V159H41ZM48 158H49V155H48ZM50 158H51V157H50ZM108 158H109V161H108L109 163H112L111 161L114 162V160L111 159L112 157H108ZM144 158H145V157H144ZM144 158H141V159H144ZM158 158H159V157H158ZM176 158H177V157H176ZM246 158L248 159V157H246ZM249 158H250V157H249ZM257 158H256V160H257ZM261 158H260V159H261ZM12 159H13V157H12ZM12 159H11V161H12ZM27 159H28V158H27ZM29 159H30V158H29ZM45 159H46V158L41 159V160H42V161H41L42 164H43V162H44ZM103 159L106 161V163H108V162H107V160H108L107 157H106V158L103 157ZM106 159H107V160H106ZM110 159H111V160H110ZM120 159H121V158H120ZM120 159H119V160H120ZM136 159H139V160H140L139 157H138V158L136 157V158L134 159V161H133V160H130V161H133V162H132L133 165L136 164V163H134V162L136 161ZM145 159H146V161H147V163H148V160H147V159H149V158L146 157ZM164 159H165V158H164ZM174 159H175V158H174ZM181 159H182V162L180 161ZM200 159H201V158H200ZM204 159H205V158H204ZM207 159H208V158H207ZM232 159H234V158H232ZM247 159H245V160H247ZM250 159H251V158H250ZM252 159H253V158H252ZM263 159H261V162H260V160H259L260 165L263 163V161H262ZM3 160H4V159H3ZM8 160H9V159H8ZM32 160L34 161V159H32ZM89 160H90V159H89ZM94 160H95V158H94ZM97 160H98V159H97ZM97 160H95V161H97ZM104 160H103V161H104ZM124 160H122V161H124ZM152 160H153V159H152ZM167 160H168V159H167ZM180 160H179V161H180L181 164H182V163H183V158L180 157ZM192 160H193V159H192ZM192 160H191V161H192ZM208 160H209V159H208ZM208 160H207V161H208ZM229 160H231V159H229ZM235 160H236V158H235ZM245 160H244V161H241V163H242V162H245ZM248 160H249V159H248ZM9 161H10V160H9ZM22 161H25V159H24V160L22 159L21 162H22ZM53 161H55V160H53ZM53 161H52V162H53ZM90 161L93 162V159L90 160ZM95 161H94V163H95ZM105 161H104V162H105ZM130 161H129V162H130ZM141 161H142V160H141ZM144 161H145V160H144ZM144 161H143L142 163H146V162H144ZM149 161H150V160H149ZM170 161H171V160H170ZM174 161H175V160H174ZM176 161H178V160H176ZM231 161H232V160H231ZM233 161H234V160H233ZM6 162H7V161H6ZM14 162H15V161H14ZM14 162H11V165L15 167L17 164H16V165H13L12 163H14ZM16 162H18V159H17ZM16 162H15V163H16ZM26 162H27V161H26ZM28 162H29V161H28ZM31 162H32V161H31ZM34 162H35V161H34ZM36 162L39 163L40 160H38V161H36ZM36 162H35V164H34L35 166H36ZM45 162L48 163L49 161H48V160H47V161L45 160ZM45 162H44V163H45ZM52 162H51V163H52ZM62 162H63V161H62ZM129 162H128V163H129ZM152 162H153V161H152ZM180 162H179V163H180ZM202 162H203V161H202ZM205 162H206V159H205ZM205 162H203L204 165H205ZM210 162L212 163V161H209V162H207V163H210ZM254 162H255V161H254ZM254 162H253V163H254ZM257 162H258V160H257ZM8 163H10V162H8ZM8 163H7V164H8ZM18 163H20V162H18ZM38 163H37V164H38ZM46 163L43 164V165H45V166H44L45 168H47V167H46V166H47ZM53 163H54V162H53ZM55 163H56V162H55ZM94 163H92L93 165L91 164L92 167H94V166L96 167V166H97V165H94ZM128 163L126 162V166H127ZM147 163H146V164H147ZM150 163H151V162H150ZM153 163H155V162H153ZM169 163H170V162H169ZM172 163H173V162H172ZM190 163H191V162H190ZM194 163H195V162H194ZM211 163H210V165H211ZM215 163H216V164H215ZM234 163H235V161H234ZM234 163H233V165H234ZM237 163H238V162H237ZM239 163H240V161H239ZM239 163H238V165H240L239 168H241L242 164H239ZM2 164H3V163H2ZM21 164H22V163H21ZM31 164H33V163H31ZM58 164H59V162H58ZM85 164H86V162H85ZM95 164H96V163H95ZM97 164H98V163H97ZM101 164H102V163L100 162V163L98 164V166H99V165L101 166ZM113 164H114V163H113ZM120 164H121V163H120ZM181 164H179V166H182V167H183L184 163H183V165H181ZM191 164H192V163H191ZM218 164H219V163H217V162H213L214 167H213V166H212V167L215 168V167H216L215 165H218ZM235 164H236V163H235ZM247 164H248V163H247ZM257 164H258V163H257ZM3 165H4V164H3ZM5 165H6V164H5ZM5 165H4L3 167H5ZM9 165H10V164H9ZM26 165H29V164H26ZM53 165H55V164H53ZM91 165H90V166H91ZM124 165H125V163H124ZM130 165H131V164H130ZM130 165H129V166H130ZM136 165H137V164H136ZM136 165H135V166H136ZM142 165H143V164H142ZM144 165H145V164H144ZM150 165H151V164H149L148 166L150 167ZM153 165H154V164H152V166H153ZM155 165H156V163H155ZM165 165H166V164H165ZM167 165H168V164H167ZM167 165H166V166H167ZM172 165H173V164H172ZM175 165L177 166V168L174 167ZM188 165H189V164H188ZM200 165H201V163H200ZM208 165H209V164H208ZM220 165H221V163H220L218 166H220ZM250 165H251V164H250ZM254 165H255V164H254ZM254 165H253V167H252L253 170H254V167H256V165H255V166H254ZM262 165L264 166V163H263ZM22 166H23V165H22ZM35 166H34V167H35ZM38 166H41V165L38 164ZM49 166H50V165H49ZM55 166H57V165H55ZM60 166H61V165H60ZM90 166H89V169L91 168ZM111 166H112V165H111ZM111 166H110V167H111ZM115 166H116V165H115ZM129 166L126 167V169L129 168ZM137 166H138V165H137ZM174 166L170 169V172H171V170L174 169V168H176V170L179 168V166H178L177 163H175ZM218 166H217V168H218ZM247 166H249V165H247ZM258 166H259V165H257V167H258ZM23 167H24V166H23ZM30 167H31V165H30ZM62 167H63V166H62ZM108 167H109V166H108ZM113 167H114V166H113ZM123 167H124V166H123ZM141 167H142V166H140V169L142 170L143 168H141ZM143 167H145V166H143ZM164 167H165V166H164ZM188 167H189V166H188ZM191 167H192V166H191ZM193 167H194V164H193ZM202 167H203V166H202ZM206 167H207V164H206ZM206 167H204V168H202V169H205ZM220 167H221V166H220ZM249 167H250V166H249ZM20 168H22V167H20ZM28 168H29V167H28ZM28 168H27V169H28ZM36 168H37V166L35 167V169H36ZM38 168H40V167H38ZM38 168L36 169V171H35L34 168H32V169H34L33 171L38 172ZM45 168H43V169L45 170ZM58 168H59V167H57V169H58ZM96 168H97V169H96ZM96 168H95V170H98V172H100L101 169H102V167H100L101 169H100V171H99V167H96ZM116 168H117V167H116ZM138 168H139V166H138ZM138 168H137V173L139 174V173L142 172V171H140V169H138ZM147 168H148V167H147ZM147 168H146V171H147ZM151 168H152V167H151ZM166 168H167V167H166ZM166 168H165V170H168V169H166ZM168 168H170V164H169ZM184 168H185V167H184ZM184 168H179L181 171H178V170H179V169H178V170H177L178 173H179V174H180V173H181V174H182V173L185 174V172H186L185 170H184L185 172H182V169H184ZM200 168H201V166H200ZM200 168L197 167V169H200ZM234 168L236 169V166H235ZM258 168H259V167H258ZM261 168H263V167H261ZM13 169H14V168H13ZM24 169H25V168H24ZM24 169H22V170H24ZM40 169H41V168H40ZM43 169H41V170L43 171ZM69 169H70V168H69ZM111 169L113 170L114 168H110V171L112 172ZM118 169H120V168L118 167ZM131 169H133V167H132ZM131 169H129L130 171H128L129 173L131 172V174H129V175H130V178H129V177H127V178L125 177V179L128 180V181H130L131 179L137 177V173H136V172H135L136 174L134 173V171L136 170V168H135V170L133 171V173H134L133 175H134V176L131 178V175H132V170H131ZM148 169L150 170V168H148ZM194 169L196 170V166H195ZM256 169H257V168H256ZM0 170H1V169H0ZM4 170H5V169H4ZM11 170H12V169H11ZM29 170H30V169H29ZM51 170H52V169H51ZM54 170H55V168H54ZM54 170H53V171H54ZM76 170H77V169H76ZM87 170H88V169H87ZM91 170L94 172V168L91 169ZM102 170H103V169H102ZM159 170H160V169H159ZM186 170H188V169H186ZM253 170H252V171H253ZM259 170H260V169H259ZM261 170H262V169H261ZM7 171H8V170H7ZM9 171H10V170H9ZM9 171H8V172H9ZM13 171H15V169H14ZM13 171H12V174H13ZM20 171H21V169H20ZM56 171H57V170H56ZM56 171H55V172H56ZM68 171H70V170H68ZM85 171H86V170H85ZM105 171H107V169H106ZM117 171L120 172L119 170H117ZM117 171H116V173H118ZM168 171H169V170H168ZM174 171H175V169H174ZM203 171H204V170H203ZM211 171H212V170H210V172H211ZM233 171H234V170H233ZM237 171L239 172V169H238V168H237ZM237 171H236V176H237V177H242V176H240V174L242 173L243 178H241V180H240V178H239V180H240V181H243L242 179H244V177H246V175H245L246 170H245V172H243L244 170L242 169V171H241V169H240V172H241V173L239 172V176H238V174H237V173H238ZM247 171H249V170H247ZM2 172H3V171H2ZM26 172H27V171H26ZM39 172H40V170H39ZM43 172L46 173L47 171H46V172L43 171ZM71 172H72V171H71ZM76 172H77V171H76ZM78 172H79V171H78ZM101 172H102V171H101ZM101 172H100V173H101ZM108 172H109V170H108ZM111 172L108 173V174L105 173L104 176H103V175H102V173H104V171H103V172L101 173V175H102L104 178H106V179H108L106 175L113 176V178H115V177H114L115 174L112 173V174H114V175H111ZM114 172H115V171H114ZM121 172H122V171H121ZM128 172H126V173H124V174H123V172H122L123 176H124L125 174H127ZM149 172L151 173V170H150ZM149 172H147V173H149ZM155 172H156V171H155ZM165 172H166V171H165ZM195 172H196V171H194V174L197 173V172H196V173H195ZM200 172H201V169H200L199 173H200ZM205 172H206V175H208V174L210 173V172H208V171H205ZM205 172H204V173H205ZM207 172H208V173H207ZM10 173H11V172H10ZM17 173H18V171H17ZM20 173H22V172H20ZM32 173H33V172H32ZM47 173H48V172H47ZM49 173H50V172H49ZM68 173H69V172H68ZM86 173H89V172H86ZM171 173H172V172H171ZM174 173H176V172H174ZM174 173H172V176L174 175ZM186 173H187V174H186V176H187V175H188V172H186ZM204 173H203V174H204ZM211 173H212V172H211ZM233 173H234V172H233ZM233 173H232L231 179H232V177L234 176ZM248 173H249V172H248ZM253 173L255 174V173H259V172H258V170H256V172L254 171ZM2 174H3V173H2ZM22 174H23V173H22ZM28 174H31V173H28ZM34 174H35V173H34ZM51 174H52V173H51ZM53 174H54V173H53ZM58 174H59V173H58ZM58 174L56 175V173H55L56 178H57ZM80 174H81V173H80ZM89 174H91V173H89ZM94 174L96 175L97 172L94 173ZM118 174H119V173H118ZM118 174H117V175H118ZM122 174L120 173V175H122ZM141 174H142V176H143V172H142ZM141 174H139V175H141ZM145 174H146V172H144V176H145ZM158 174H159V173H158ZM179 174H175V176H177V177L179 176L180 179H181V181H183L182 178H181V176H180ZM184 174H183L182 177H184ZM203 174H202V173L199 174L201 178L199 177L198 174H196V176L198 175L199 178H198V177L196 178V176H195V177H193V178H194L193 180H195V179L198 180L199 182L196 181V183L198 182V184L200 183V180H203V182H204V179H202V176H201V175H203ZM212 174H214V173H212ZM246 174H247V172H246ZM259 174H260V173H259ZM6 175H7V174H5V176H6ZM18 175H19V174H17V176H16V174H15L14 177L16 176V178H17V177H19ZM31 175H32V174H31ZM31 175L28 176V177H31ZM39 175H40V174L37 175V179H38V177L41 178V175H40V176H39ZM49 175H50V174H49ZM49 175H48V176H49ZM69 175H70V174H69ZM75 175H76V174H75ZM91 175H92V174H91ZM91 175H90V176H91ZM99 175H100V174H99ZM101 175H100V176H101ZM117 175H115V176H117ZM127 175H128V174H127ZM129 175H128V176H129ZM135 175H136V177H135ZM139 175H138V177H137L138 179H135L136 181L134 180V182H137L138 180H139V182H143V181H144V178H143L144 176L141 177V180H142V178H143V181H140V179H139ZM163 175H164V174H163ZM169 175H170V176H169ZM169 175H165V176H166V177H167V176L171 177V174H169ZM204 175H205V174H204ZM206 175L203 176V178H205ZM251 175H252V173H251ZM251 175H250V177H252V176H257L258 174H257V175L255 174V175H252V176H251ZM0 176H2V175H0ZM22 176H23V175H22ZM24 176H25V175H24ZM24 176H23V177H24ZM32 176L34 177V175H32ZM70 176H71V175H70ZM72 176H73V174H72ZM78 176H79V175H78ZM83 176H84V175H83ZM85 176H87V175H85ZM97 176H98V174H97ZM100 176H98L99 179L101 178ZM118 176H119V175H118ZM146 176H147V175H146ZM159 176H160V175H159ZM175 176H173V179H174ZM214 176H215V175H214ZM259 176H260V175H259ZM6 177H7V176H6ZM11 177H12V176H11ZM42 177H43V176H42ZM44 177H45V176H44ZM49 177H50V176H49ZM53 177H54V176H53ZM80 177H81V176H80ZM80 177H79V178H80ZM87 177H88V176H87ZM149 177H150V176H149ZM169 177H167L166 180H168V179H172V177H171V178H169ZM177 177H175V178H177ZM179 177H178L177 180L180 181ZM237 177H236V178H237ZM263 177H264V175H263ZM1 178L4 179V175H3V177H0V180H2ZM12 178H13V177H12ZM20 178H21V177H20ZM26 178H27V177H26ZM45 178H46V177H45ZM51 178H52V177H51ZM54 178H55V177H54ZM82 178H83V177H82ZM89 178H90V177H89ZM109 178H112V177H109ZM113 178H112V179H113ZM116 178H117V177H116ZM116 178H115V179H116ZM119 178H121V176H120ZM128 178H129V179H128ZM155 178H156V177H155ZM164 178H165V177H164ZM184 178H185V177H184ZM234 178H235V177H234ZM234 178H233V179H234ZM236 178H235V180L238 179V178H237V179H236ZM252 178H254V177H252ZM252 178H251V182H252ZM255 178H256V177H255ZM261 178H262V175H261ZM8 179H10V176H8L7 179H4V181L2 180V181H3V182L1 181L2 184H3L6 180H8ZM17 179H18V180H17V181H18L17 183H20V182L22 181V179H19V178H17ZM33 179H34V178H33ZM37 179H36V181H37ZM42 179H43V178H42ZM48 179H49V178H48ZM59 179H60V178H59ZM62 179H63V177H62ZM92 179H93V178H92ZM106 179H105V180H106ZM112 179H111V180H112ZM115 179L112 180V181H113V182H114V181H115V182L117 181V183L120 182V181L122 180V179H119L120 181H118V180H115ZM117 179H118V178H117ZM157 179H158V181L160 182V180H159L158 177H157ZM160 179H163V178L160 177ZM207 179H208V178H207ZM207 179H206V180H207ZM257 179H258V178H257ZM13 180H14V179H13ZM20 180H21V181H20ZM34 180H35V179H34ZM43 180H44V179H43ZM43 180H42V181H43ZM85 180H86V177H85ZM85 180H83V181H85ZM87 180H89V179H87ZM87 180H86V181H87ZM90 180H91V179H90ZM101 180L103 181V183L106 182L105 180H103V178H102ZM109 180H110V179H108L107 181H109ZM111 180H110V182L112 183ZM126 180H125V181H126ZM174 180H175V179H174ZM206 180H205V182H206ZM244 180H245V179H244ZM23 181H24V179H23ZM23 181H22V183H24L26 180H25L24 182H23ZM36 181H35V182H36ZM48 181H49V180H48ZM52 181L54 182V179H53V178H52ZM55 181H57V180L55 179ZM63 181H64V180H63ZM65 181H66V180H65ZM102 181H101V183H102ZM123 181H124V179L121 181L120 184H121V186L124 185L125 190L123 191L124 188L122 187V188H121V192H122V193H123V192H126V193H124V194H129L130 192H128V191H131V186H132V185H131L130 188H129V186L126 185V182L128 183V181H126V182L124 181L125 184H122V183H124ZM131 181H132V182H131L130 184L133 183V180H131ZM145 181H146V179H145ZM148 181H149V180H148ZM148 181H146V182H148ZM240 181H239V183L241 184ZM33 182H34V181H33ZM49 182H51V181H49ZM53 182H51V183H53ZM91 182H92V180H91ZM94 182H95V181H94ZM115 182H114V183H115ZM146 182H145V184H146V185H149V186H150V184L154 183V182H152V183L148 182V184H147ZM168 182H169V181H168ZM201 182H202V181H201ZM205 182H204V183H205ZM207 182H209V180H208ZM207 182H206V183H207ZM244 182H246V180H245ZM244 182H242V183H244ZM248 182H249V181H248ZM253 182H254V181H253ZM7 183H14V182H10V181L5 182L6 186H7ZM57 183H58V181H57ZM79 183H80V182H79ZM85 183H86V182H85ZM87 183H88V182H87ZM89 183H90V181H89ZM97 183H99V185H97L96 182H95V185H97V187H96V191H99L98 194H100V191H101L100 189H101V187H99L100 189L97 190V189H98V186H100V181L97 182ZM114 183H113V184H114ZM117 183H116V185L114 184L115 187H116V186L119 187L118 185H120V184H117ZM137 183H138V182H137ZM137 183L135 184L136 188H137V187H140V188H141L142 183H141V184H138V185H140V186H137ZM178 183H179V182H178ZM180 183H181V182H180ZM180 183L177 184V182H176L177 186H178V185H181ZM254 183H256V182H254ZM254 183H253V184L250 183V184L252 185V188H253V189H254V187H253V186H254ZM2 184H1V185H2ZM5 184H3V185H5ZM15 184H16V182H15ZM15 184H14V185H15ZM24 184H26V183H24ZM24 184H23V186H24L25 188H27L26 185H24ZM28 184H29V183H28ZM49 184H50V183H49ZM63 184H64V183H63ZM63 184H62V185H63ZM80 184H81V183H80ZM105 184H107V183H105ZM105 184H101V186H102V185L104 186ZM108 184H110V183H108ZM108 184H107V185H108ZM143 184H144V183H143ZM145 184H144V188H146V187H145ZM166 184H168V183H166ZM193 184H194V183H193ZM193 184H191V185H192V186H190L191 188L193 187ZM198 184H197V185H198ZM201 184H202V183H200V185H201ZM208 184H209V183H208ZM16 185H18V187L21 186V184H16ZM42 185H43V184H42L41 180L38 181V184H37V182L35 183V186H37V187H40V186H42ZM55 185H56V183H55ZM91 185H94V183H92ZM95 185H94V186H95ZM125 185L128 186V187H126ZM133 185H134V184H133ZM169 185H170V184H169ZM194 185H195V184H194ZM202 185L204 186L205 184H202ZM202 185H201V186H202ZM236 185H237V184H236ZM242 185H244V184H242ZM247 185H248V184H246V187H250V185H248V186H247ZM33 186H34V185H33ZM33 186H32V185H31V186L29 185L30 188L33 187ZM35 186H34V187H35ZM43 186H44V185H43ZM45 186H46V185H45ZM45 186H44V187H45ZM47 186H48V184H47ZM52 186H53V184H52ZM94 186H93V187H94ZM103 186H102V187H103ZM108 186H109V185H108ZM108 186H107V188H108ZM110 186H112V184H111ZM110 186H109V187H110ZM152 186H153V184H152ZM152 186L150 187V188L152 189V191L154 190L153 187L159 189V188L157 187L158 185L155 186V183H154V186H153V187H152ZM170 186H172V185H170ZM173 186H174V188L176 187L175 185H173ZM181 186L184 187L183 185H181ZM205 186H208V185H205ZM240 186H241V185H240ZM12 187H13V186H12ZM29 187H28V188H29ZM34 187H33V188H34ZM48 187H49V186H48ZM48 187H47V188H48ZM62 187H63V186H62ZM91 187H92V186H91ZM91 187H90V192H91L92 189H93V188H91ZM132 187H134V186H132ZM165 187H166V186H165ZM182 187H179V188H182ZM199 187H200V186H199ZM237 187H238V186H237ZM243 187H244V186H243ZM3 188H4V187H3ZM5 188H6V187H5ZM8 188H9V186H8ZM13 188H14V187H13ZM20 188H21V187H20ZM22 188H23V187H22ZM22 188H21V189H22ZM25 188H24V189H25ZM28 188H27V189H28ZM94 188H95V187H94ZM103 188H104V187H103ZM110 188H111L110 190L114 191V190H113V189H114L113 186L110 187ZM112 188H113V189H112ZM128 188H129V190L126 191V189H128ZM140 188H137V192L134 191V196H135L136 194H138V195H136V198H135V197H134V198H135L136 200H137V199L139 200V199L142 198V201L139 200V201H141V205L146 204L145 202H146V201H149V205H147L148 203L146 204L147 207H146L145 205L142 207L141 213H142V215H143V212H145V211L143 210L144 207H146V208H144V209L147 210L148 208H151V206L154 205V203H155V205L157 204L156 202H158V201H157V199H155V198H156L155 195H158V194H156V193L153 191V192L155 193V194L153 195V193H152L151 191H148V190H149V189H148L149 187H147L146 189H147L148 192H147L146 194H147V195H150L149 192H151V193H152L151 196L153 195V196H152V199H153V197H154V199H155V200L153 199L154 201L151 200V198H150V200H148L149 198L146 199V194H145V193H142L143 190H144V189L142 190L143 187H142L141 189H140ZM166 188H167V192H168V188H169V187L167 186ZM166 188H165L164 190H166ZM174 188H173V189H174ZM179 188L176 187L175 189H179ZM188 188H189V187H188ZM191 188H189V190H188V189L185 190L186 188H185V189L182 188V189L185 190V191L190 192V189H191ZM194 188L197 189L198 186H194ZM201 188H204V187H201ZM209 188H210V186H209ZM209 188L206 187V188H204V189H207V190L209 191ZM9 189H10V188H9ZM36 189H37V188L35 187L34 190L36 191ZM41 189L43 190V189H46V188H41ZM134 189H135V187H134ZM151 189H150V190H151ZM170 189L172 190L171 187H170ZM204 189L201 191L200 188H198V190H200L199 193H201V195L203 194V193H202L203 191H204V194L206 193ZM211 189H212V188H210V191H211ZM253 189H252V190H253ZM256 189H257V187H256ZM259 189H261V188H259ZM259 189H257L258 191H256V194H257L258 192L261 193L262 190H263L262 193L264 194V189H262V190H259ZM13 190H14V189H13ZM17 190H18V189H17ZM19 190H20V189H19ZM22 190H23V189H22ZM30 190H32V189H30ZM30 190H28V191H30ZM39 190H40V189H39ZM66 190H67V189H66ZM83 190H84V189H83ZM86 190H88V189H86ZM93 190H94V189H93ZM107 190H109V188H108ZM107 190H106V191H107ZM118 190H120V187L118 188ZM118 190L115 188V192H116V191L118 192ZM132 190H133V189H132ZM138 190H139V192H138ZM140 190H142V191L140 192ZM155 190H156V189H155ZM159 190H160V189H159ZM179 190H180V189H179ZM179 190H177V191H179ZM192 190H194V189H192ZM192 190H191V191H192ZM254 190H255V189H254ZM254 190H253V191H254ZM0 191H1V190H0ZM2 191H3V190H2ZM25 191H26V189H25ZM37 191H38V190H37ZM44 191H45V190H44ZM44 191H43V192H44ZM49 191H50V189H49ZM64 191H65V190H64ZM69 191H70V190H69ZM69 191H68V193H71V192H69ZM103 191H104V190H103ZM103 191H101V193H102ZM185 191H184V192H185ZM208 191H207V192H208ZM8 192H9V191H8ZM17 192H18V191H17ZM30 192H31L32 195H34V194H33L34 192H33V193H32V191H30ZM43 192H42V193H43ZM65 192H66V191H65ZM65 192H64V193H65ZM92 192L96 193L95 191H92ZM115 192H114V193H115ZM127 192H128V193H127ZM132 192H133V191H131V193H132ZM158 192H159V191H158ZM161 192H162V190H161ZM174 192H175V191H174ZM179 192H181V191H179ZM179 192H178V193H179ZM184 192H182V193H183L182 195H184V194L186 193V192H185V193H184ZM197 192H198V191H197ZM211 192H212V191H211ZM214 192H215V191L213 190L212 193L214 194ZM0 193H1V192H0ZM5 193H7V192L5 191ZM5 193H4V194H5ZM15 193H16V191H15ZM45 193H46V192H45ZM45 193H44V194H45ZM62 193H63V192H62ZM64 193H63V194H64ZM68 193H65V194H67V195H66L67 197H66V196H63V195H62V196L65 197V198H68V197H69V196H68ZM81 193H82V192H81ZM87 193H89V192H87ZM108 193H109V191H108ZM110 193H111V192H110ZM119 193H120V192H118V194H119ZM131 193H130V194H131ZM164 193H165V192H164ZM168 193H169V192H168ZM170 193H172V192H170ZM176 193H177V192H176ZM176 193H175V196H176L175 198H174V196H173V195H174L173 193H172V194H173V195H172L173 197H170V194H169L170 199H168V196H167L168 194L166 193V194H167V195H166L167 198H165L166 200L168 199L169 202H171V198L173 199V201H172L171 204H169V202L167 203L168 205L173 206V207H170V206H169L170 209H172L173 211L175 210V209H173L174 206H175V207L177 206V205H175V204H177V203L175 202L176 200L174 201V199H177V200L179 199V200H180V201L178 200L179 203L181 202L182 199H186V198L188 199L187 196H186V197L184 196L185 198H183L182 195L180 194L181 197H182V199H181V197H179L178 194L176 195ZM191 193H192V194H191ZM191 193H189L188 195H190V196H192V195H193V196H196V194L198 195V193H196V190H195V192H194L195 194H193V191H192ZM212 193H211V195H212ZM247 193H248V195H249V192H247ZM254 193H255V191H254ZM254 193H253V194H254ZM260 193L258 194V196H259V200H257L258 202L255 201V202H256V205H257L258 207H260V206L263 205V203H264V199H263V201H262V199H260V198L263 197V196L260 197ZM2 194H3V193H2ZM2 194H1V195H2ZM4 194H3V195H4ZM20 194H21V193H20ZM36 194H37V193H36ZM36 194H35V195H36ZM39 194H41V193L39 192ZM54 194H56V193H54ZM58 194H59V193H58ZM58 194H57V195H58ZM74 194H75V193H74ZM84 194H85V193H84ZM96 194H97V193H96ZM118 194H117V196H118ZM120 194H121V193H120ZM120 194H119V197H122V198H123V196H124V197L126 196V195H124V194H123V195H120ZM132 194H133V193H132ZM159 194H160V192H159ZM206 194H207V193H206ZM209 194H210V192H209ZM244 194H245V197H246V193H244ZM244 194H242V195H244ZM263 194H261V195H263ZM7 195H9V194L7 193ZM10 195H11V194H10ZM14 195H15V194H14ZM42 195H43V194H42ZM60 195H61V194H60ZM82 195H83V193H82ZM89 195H90V194H89ZM91 195H92V194H91ZM93 195H94V194H93ZM105 195H106V194H105ZM161 195H162V194H161ZM199 195H200V194H199ZM237 195H239V194H237ZM242 195H240V196L242 197ZM15 196H16V195H15ZM29 196H30V195H29ZM38 196H39V195H38ZM45 196H46V195H45ZM48 196H50V198H51L50 192H49ZM53 196H54V195H53ZM53 196H52V197H53ZM58 196H59V195H58ZM70 196H71V195H70ZM87 196H88V195H87ZM106 196H107V195H106ZM108 196H109L108 199H109L111 196L116 197L115 194H114V195H110V194H109ZM128 196H129V195H128ZM128 196H127V198H128ZM166 196L162 195L161 197H166ZM202 196H203V195H202ZM204 196H205V195H204ZM204 196H203V199L206 197V196H205V197H204ZM213 196H214V195H213ZM213 196H209V197H206V198H210V197H213ZM230 196H231V195H230ZM235 196H236V195H235ZM235 196H234V197H235ZM240 196H238V197H240ZM249 196H251L250 199H246L245 197H244V199H246V201H249V202H250L251 199H252V192H251V191H250V195H249ZM249 196H248V198H249ZM256 196H257V195H255V198H254V195H253V199H252V201L255 200V199H258V197L256 198ZM0 197H1V196H0ZM2 197H3V196H2ZM12 197H13V195H12ZM59 197H61V196H59ZM63 197H62V199H63ZM73 197H76V199H80V198H78L77 196H73ZM81 197H82V196H81ZM85 197H86V196H85ZM88 197H89V196H88ZM102 197H104V196H102ZM114 197H113V198H114ZM130 197H132V195H131ZM130 197H129V198H130ZM137 197H139V198H137ZM149 197H150V196H149ZM157 197H160V195H158ZM177 197H178V198H177ZM196 197H197V196H196ZM196 197H194L195 199H194L193 197H192V198H193L194 200H196V203H197V202L199 203V199H197ZM236 197H237V196H236ZM241 197H240V198H241ZM4 198H5V196H4ZM4 198H3V199H4ZM65 198H64V199H65ZM71 198H72V197H71ZM71 198H70V199H71ZM90 198H91V197H90ZM92 198H93V197H92ZM106 198H107V197H106ZM106 198H105V199H106ZM125 198H126V197H125ZM125 198H123V199L126 201ZM129 198H128V199H129ZM134 198H132V199L135 200ZM199 198H200V197H199ZM213 198H214V197H213ZM263 198H264V197H263ZM64 199H63V200H64ZM68 199H69V198H68ZM70 199H69V201H68L67 199H65V201L71 202ZM73 199H75V198H73ZM76 199H75V200H76ZM84 199H85V198H84ZM108 199H107V201H108ZM111 199H112V198H111ZM114 199H115V198H114ZM114 199H113V200H114ZM116 199H117V198H116ZM116 199H115V202H116ZM120 199H121V198H120ZM123 199H122V200H123ZM161 199H162V198H161ZM161 199H160V201H161L160 203L162 204V202H163L162 200H164V198H163L162 200H161ZM203 199H202V200H203ZM211 199H212V198H210L209 200H208V199H205V200H207L206 203L209 204V201H210ZM223 199H224V198H223ZM235 199H236V198H235ZM0 200H1V199H0ZM5 200H6V199H5ZM71 200H72V199H71ZM86 200H88V199H86ZM92 200H93V199H92ZM117 200L120 201L119 198H118ZM130 200H131V199H130ZM133 200H131V202H132ZM138 200H137V201H133V202H136V203H137V205H135V206L140 207V206H138V205L140 204V203L138 204ZM168 200H167V201H168ZM191 200H192V199L190 198V201H191ZM200 200H201V198H200ZM202 200H201V202H202ZM205 200H204V202H205ZM215 200H216V203H218V205H219L220 202H217V199H214V201H215ZM236 200H237V199H236ZM238 200H239V199H238ZM240 200H241V199H240ZM242 200H243V199H242ZM260 200H261V202H263V203L260 204V203H259ZM72 201H73V200H72ZM78 201H79V200H78ZM102 201H104V200H103V199H102V200L100 199V200H99V203L101 202V204H102V203H103ZM107 201H104V203L107 202ZM111 201H112V200H109L108 202H111ZM127 201H128V200H127ZM178 201H177V202H178ZM214 201L212 200L211 202H212L213 204L210 205V204H211V203H210L209 205H210V207L212 206L211 208H215V207H216V208L218 209L217 206H215V207L213 206V205H214ZM220 201H221V196H220ZM224 201L226 202L225 199H224ZM3 202H5V201H3ZM8 202H9V200H8ZM41 202H42V201H41ZM74 202H76V201H74ZM74 202H73V203H74ZM86 202L88 203V201H86ZM90 202H91V201H90ZM113 202H114V201H113ZM113 202H112V203H113ZM120 202H122V201H120ZM123 202H124V201H123ZM128 202H129V201H128ZM173 202H174V203H173ZM225 202H224V204H226ZM234 202H236V201L233 200V203H234ZM237 202H238V201H237ZM237 202L234 203V204H237ZM64 203H65V202H64ZM66 203H67V202H66ZM73 203H71V204H73ZM81 203H82V201H80V203L76 202V206H77V207H80V206L82 207V205H83L84 207H86V209L89 208V209H90V212H92V210H91V206H90V205H89V206H85V205H88V204L86 203V204L84 205V203H82V204H81ZM92 203H94V202H91V204H92ZM104 203H103V204H104ZM112 203H111V204H112ZM126 203H127V202H126ZM126 203H122V204L124 205V204H126ZM136 203H135V204H136ZM160 203H158V204H160ZM198 203H197V204H198ZM257 203H258L259 205H258ZM78 204H80V206H79ZM101 204H99V205H101ZM106 204H107V203H105L104 206H106ZM109 204H110V203H109ZM113 204H114V203H113ZM164 204H165V200H164V202H163V205H164ZM197 204H195V206H196ZM199 204H200V203H199ZM199 204H198L197 206H199ZM202 204H203V202H202ZM234 204H233V206H234ZM254 204H255V203H254ZM254 204H253V202H252L251 205H254ZM5 205H6V204H5ZM7 205H8V204H7ZM74 205H75V204H73V206H74ZM120 205H121V204H120ZM120 205H119V206H120ZM126 205H127V204H126ZM129 205H130V204H129ZM132 205H133V204H132ZM178 205H181V203L178 204ZM204 205H206L207 208L209 207L207 204H204ZM222 205H223V203H222ZM222 205H221V208H223L224 206H226V205H224V206L222 207ZM256 205H254V207H257ZM0 206H1V205H0ZM11 206H12V205H11ZM40 206H41V205H40ZM43 206H44V205L42 204V207H43ZM92 206H96V205L93 204ZM101 206L103 207V205H101ZM101 206H100V207H101ZM110 206H111V208H110ZM110 206H108L109 208L106 207V209H108V210L112 209L113 206H112V205H110ZM135 206H134V207H135ZM156 206H157V205H156ZM160 206H161V205H160ZM165 206H167V205L165 204L164 207H165ZM206 206H205V207H206ZM233 206H232V207H233ZM7 207H8V206H7ZM66 207H67V205H66ZM69 207H70V206H69ZM81 207H80V208H77L78 211H77V209H76V212H77V213L79 212V209H80V211L82 210ZM87 207H88V208H87ZM128 207H129V206H128ZM134 207H132V210H133V209L135 210V208H137V207H135V208H134ZM152 207H153V206H152ZM158 207H159V206H158ZM177 207H179V206H177ZM180 207H181V209H182L183 206H180ZM199 207H200V206H199ZM203 207H204V206H203ZM210 207H209L208 209H206V208H205V209H206V210H209V209H210L208 212H210V211L212 212V209H211ZM228 207H229L228 210L230 209V210H232V212L235 211V210H233L232 208H230V206H228ZM236 207H237V206L235 205V208H236ZM254 207H253V208H254ZM258 207H257V209H256V208H254V209L258 210ZM263 207H264V206H263ZM263 207L261 206L260 208H263ZM1 208H3V207H1ZM5 208H6V207H5ZM9 208H10V207H9ZM9 208H6V209H9ZM95 208H96V207H95ZM113 208H114V207H113ZM122 208H123V206H122ZM122 208H121V209H122ZM156 208H157V207H156ZM160 208H162V207H160ZM200 208H202V205H201ZM200 208H199V209H200ZM221 208H220V209H221ZM226 208H227V206H226ZM235 208H234V209H235ZM10 209H11V208H10ZM12 209H14V208H12ZM12 209H11V210H12ZM67 209H68V208H67ZM83 209L85 210V208H83ZM101 209H102V210H103V209L105 210V207H103V208H101ZM114 209H115V208H114ZM118 209H120V207H119ZM138 209H140V208H138ZM138 209H137V211H138ZM151 209H152V208H151ZM164 209L166 210V207H165ZM170 209L167 208V211H168L169 213H170ZM181 209H180V210L177 209V211L175 210L174 212L176 213V212H178V210H179V213H180V212L182 213ZM197 209H198V208H197ZM205 209H202V210H205ZM217 209H213V210H216V211H213L212 213L217 212ZM224 209H225V207H224ZM254 209H253V210H254ZM3 210H4V213H5V209H2V211H3ZM70 210H71V209H70ZM74 210H75V209H74ZM74 210L72 211V215L74 216V218H76V217L79 215V213L77 214ZM84 210H82V211H84ZM94 210H95V209H94ZM116 210H117V209H115V211H116ZM122 210H123L124 213H125V209L123 208ZM122 210H121V211H122ZM129 210H130V212H131V208H130ZM129 210H128V211H129ZM134 210H133V212L135 213L136 210H135V211H134ZM153 210H154V208L151 210L152 213H151V211H150V213H151L152 215L154 214L153 212H155L156 209H155L154 211H153ZM162 210H163V209H160V210H158V211L161 212ZM172 210H171V212H172ZM202 210L200 209L201 212H202ZM226 210H227V209H226ZM228 210H227V211H228ZM263 210H264V209H263ZM0 211H1V210H0ZM2 211H1V212H2ZM8 211H9V210H8ZM8 211H7V212H8ZM13 211L15 212L16 210H13ZM67 211H68V210H67ZM67 211H66V212H67ZM87 211L89 212V210H87ZM96 211H98V214L100 215L101 212L99 213V210H95L94 212L96 213ZM105 211H107V210H105ZM110 211H112V210H110ZM121 211H120V212H121ZM142 211H143V212H142ZM147 211H149V210H147ZM156 211H157V210H156ZM167 211H166V213H167V215H168L169 213H168ZM227 211H225V214H226ZM258 211H259V210H258ZM260 211H261V210H260ZM69 212H70V211H68V213H69ZM73 212H75V213H73ZM90 212H89V213H90ZM94 212H92L91 214H93V217L96 218V216L94 215ZM116 212H117V211H116ZM130 212H128V214H129ZM133 212L131 213L132 216L129 214V216H131L132 220H133V219L135 218V216L139 213V212H138L135 216H133V214H134ZM162 212H164V211H162ZM205 212H206V211H203V213H205ZM229 212H231V211H229ZM229 212H227V213H228V215H226L227 217L225 216V217L227 218V219H226L227 221H228V216L231 218L230 214L232 215V212H231V213H229ZM8 213H9V212H8ZM18 213H20V212H18ZM85 213H86V211L84 212V214H85ZM114 213H115V212H114ZM118 213H119V210H118ZM118 213H115V214H118ZM145 213L147 214L148 212H145ZM145 213H144L143 216H145V219H146L147 217H146V214H145ZM155 213H156V212H155ZM158 213H159V212H157V214H158ZM175 213H173V214H174L175 216H176V214H177L176 217H179L178 213H176V214H175ZM16 214H17V213H16ZM74 214H77V216L74 215ZM91 214H90V215H91ZM106 214H107V213H106ZM112 214H113V213H112ZM112 214L109 213V215H112ZM115 214H114V216H115ZM119 214H120V213H119ZM122 214H123V212H122ZM151 214H150V216H148V217H151ZM160 214H161V213H160ZM163 214L165 215V213H163ZM170 214H171V213H170ZM170 214H169L168 216H167V215H165V216H167V217L171 216V217H172V215H170ZM8 215H10V214H8ZM13 215H14V214H13ZM21 215H22V214H21ZM21 215H19V216L21 217ZM70 215H71V212H70V214L67 215V216L69 217ZM85 215H86V214H85ZM102 215H103V212L101 213V216H102ZM107 215H108V214H107ZM107 215H105V217H106ZM125 215H126V213H125ZM125 215H124V216H125ZM155 215H156V214H155ZM174 215H173V216H174ZM234 215H235V214H234V212H233V216H234ZM260 215H261V214H260ZM15 216H16V215H15ZM50 216H51V215H50ZM73 216H72V219H74ZM75 216H76V217H75ZM91 216H92V215H91ZM91 216H89V217H91ZM114 216H112V217H114ZM116 216L118 217V216H120V215H116ZM139 216H140V214H139ZM158 216H161V215L158 214ZM165 216H164V217H165ZM4 217H5V216L3 215V213H1V214H0V219H1L0 222H2L3 220H4V221H5V220H8V219H6L7 217H5V218H4ZM10 217H11V216H10ZM39 217H40V216H39ZM41 217H42V216H41ZM93 217H92L91 219H93ZM105 217H103V218L105 219ZM109 217H110V216H108V218H109ZM112 217H110L109 219H112ZM117 217H116V218H117ZM120 217L122 218V216H120ZM126 217H127V215H126ZM137 217H138V216H137ZM137 217H136V218H137ZM162 217H163V215H162ZM167 217L162 218V219H163V220H164V219L166 220ZM176 217H174V218H176ZM225 217H224V218H225ZM234 217H235V216H234ZM234 217H232L231 219H234ZM13 218H14V217H13ZM53 218H54V217H53ZM56 218H57V217H56ZM100 218L102 219V217H100ZM116 218H115V220H116ZM131 218H130L129 221H131ZM143 218H144V217H143ZM143 218H142V216H141V221L144 220ZM152 218H154L153 220H155L156 216H155V217L152 216ZM152 218H150L149 220H151ZM230 218H229V220H230ZM236 218L238 219V217H236ZM236 218H235V219H236ZM9 219H10V218H9ZM17 219H18V217H17ZM19 219H20V218H19ZM82 219H85V218H82ZM82 219H81V220H82ZM88 219H89L88 221L90 222L91 219H90V218H88ZM101 219H100V220H101ZM104 219H102V220H104ZM106 219H107V218H106ZM122 219H123V218H122ZM128 219H129V218H124V220H127V221H128ZM171 219H172V218H171ZM237 219L234 220V221L232 222V224L237 223L238 220H239V222H240V220H242V219H238V220H237ZM63 220H64V219H63ZM76 220H77V219H76ZM81 220H80V221H81ZM85 220H87V219H85ZM100 220H99V221H100ZM102 220L100 221L101 224H102ZM118 220H119V217H118ZM124 220H123L122 223L126 222V221H124ZM135 220L137 221V219H135ZM135 220H133V222H134ZM138 220H139V219H138ZM153 220L150 221V223H152V222L154 223ZM224 220H225V219H224ZM4 221H3V222H4ZM51 221H52V220H51ZM66 221L70 222V221H71V218H70V221H69V219H68V220L66 219ZM80 221H78V222H80ZM88 221H87V222L84 221V222L88 223ZM96 221H97V220H96ZM104 221H105V220H104ZM104 221H103V223H104ZM110 221L112 222L113 220H110ZM119 221L121 222L122 220H119ZM141 221H140V222H141ZM144 221H145V220H144ZM144 221H143V222H144ZM167 221H168V223H169V218H167ZM167 221H166V222H167ZM170 221H171V220H170ZM3 222H2V223H3ZM8 222H9V221H8ZM23 222H24V221H23ZM64 222H65V220H64ZM68 222L65 223V224H66V225H64L65 227L67 226V228H70L69 225L71 224V228H72V229H75V228H76V227L73 228L74 226H72V224H73V223H71L72 221H71L70 223H68ZM94 222H95V221H94ZM111 222H110V223L108 222L109 225H108V224H107V225H108V226H111V225H110ZM113 222H114V221H113ZM120 222H119V223H120ZM133 222H132V224H134V225H133L134 227L137 226V227L140 228V226L136 225V223L139 224L138 221H137L136 223H135V222L133 223ZM146 222L149 223L148 219H147ZM155 222H156V220H155ZM158 222H159V221H158ZM158 222H156L157 225H158L159 223L163 224L162 222H159V223H158ZM239 222L237 223L238 225H239ZM241 222H242V221H241ZM241 222H240V226L243 227L242 224H243L244 222H243L242 224H241ZM4 223H6V221H5ZM4 223H3V224H4ZM20 223H22V221H21ZM39 223H41V222H39ZM48 223H49V222H48ZM62 223H63V221H62ZM67 223H68V225H67ZM90 223H92V222H90ZM115 223H118V222H115ZM115 223H112V224L114 225ZM119 223H118V224H119ZM122 223H121V226H120V227H122V228H118L119 230H121V229L124 228V227L122 226ZM128 223H129V222H127V224H128ZM153 223H152V225H151V224H150V225H151V226L155 225V223H154V224H153ZM170 223H171V222H170ZM183 223H184V221H182V223H181V224L183 225V227H184V224H183ZM224 223H226V221H225ZM224 223H223V224H224ZM229 223H230V222H229ZM0 224H1V223H0ZM3 224H1V225L3 226ZM8 224H9V223H8ZM79 224H80V223H79ZM81 224H82V228H83V233H85V234H83V233H82V234L85 235L86 238L88 237L87 235H89V236L91 237L90 232H88V231L91 229V228H90V229L88 230V228H89L90 226L88 227L86 224L83 225L82 221H81ZM81 224H80V225H81ZM95 224H96V222H95ZM105 224H106V223H105ZM127 224H126V225H127ZM129 224H130V223H129ZM144 224H145V222H144ZM223 224H222V225H223ZM230 224H231V223H230ZM230 224H229V225H230ZM232 224L230 225L231 227H232ZM245 224H246V223H244V228H247V227H248L247 229H250L249 227H252L251 225L246 227ZM47 225H48V224H47ZM55 225H56V224H55ZM60 225H61V224H60ZM88 225H89V224H88ZM91 225H92V224H91ZM96 225H97V224H96ZM99 225H100V224H99ZM107 225H106V227H107ZM113 225L111 226L112 228L114 227ZM123 225L125 226V224H123ZM145 225H146V224H145ZM148 225H149V224H148ZM157 225H155V226H156L155 228L159 227V225H158V226H157ZM163 225H166V224L164 223ZM163 225H161V226L163 227V230H164L165 227H166L167 225H166V226H163ZM171 225H172V224H171ZM179 225H180V224H179ZM179 225H178V227H176L177 229H179L180 227H182V225H181L180 227H179ZM186 225H187V224H186ZM224 225H225V224H224ZM227 225H228V224H227ZM238 225H237V226H238ZM252 225H253V224H252ZM5 226H6V224H5ZM5 226H4V229H5ZM12 226H13V225H12ZM50 226H52V225H50ZM103 226H105V225H103ZM103 226H102V227L99 226V227H100V228H103ZM118 226H119V225H118ZM118 226H117V227H118ZM133 226H132V227H133ZM146 226H147V225H146ZM172 226H173V225H172ZM172 226H167V227H171V228H170V232H169V230H167V232L164 230L165 233H174V232L171 231ZM225 226H226V225H225ZM225 226H224V227H225ZM240 226H239V230H238V227L233 226V228H234V227L237 228V231H240V232H238V234H240L242 231H244V232L246 231L244 228H242V227H240ZM255 226H256V224H255ZM8 227H9V226H8ZM14 227H15V225H14ZM62 227H63V226H62ZM91 227H93V229H94L96 226L92 225ZM111 227H107V229H105V228H103V229H105V230L107 231V233H108V232H110V231L112 230V229H111V230L108 229V228H111ZM117 227H116V228H117ZM126 227H129V226H126ZM130 227H131V225H130ZM137 227H136V228H137ZM153 227H154V226H153ZM183 227H182V229H183ZM185 227H186V226H185ZM185 227H184V228H185ZM10 228H11V227H10ZM21 228H22V226L20 227V229H21ZM24 228H25V227H23V229H24ZM46 228H47V227H46ZM56 228H57V227H56ZM59 228H60V227L58 226V230H59ZM78 228H79V227H78ZM96 228H97V227H96ZM96 228H95V229H96ZM176 228H175V231L177 230ZM240 228H241V229H244V230L241 231ZM11 229H12V228H11ZM72 229H71V230H72ZM76 229H77V228H76ZM103 229H102V230H103ZM113 229H114V231H116L115 228H113ZM126 229H127V228H126ZM126 229H125L126 232L124 231V229H123V231L126 233V237H127V234H129V233H127V231H128L129 228H128L127 230H126ZM140 229H142V228H140ZM153 229H154V228H153ZM159 229H160V228H159ZM166 229H167V228H166ZM173 229H174V228H173ZM180 229H181V228H180ZM258 229H259V228H258ZM14 230H15V229H14ZM49 230H51V228H50ZM52 230H53V229H52ZM55 230H56V229H55ZM58 230H57V231H58ZM63 230H64V229H62L61 231L64 232V233L67 231L66 229H65V231H63ZM68 230H69V229H68ZM91 230H92V229H91ZM109 230H110V231H109ZM119 230H118V231H119ZM135 230H137V229L134 228V230L132 229L131 231H135ZM149 230H150V228H148L147 231L150 232V234H151V233H153V231H155L156 229H155V230H150V231H149ZM161 230H162V229H161ZM184 230H185V229H184ZM187 230H188V229H187ZM218 230H219V229H218ZM224 230H225V229H224ZM229 230H230V229H229ZM10 231H11V230H10ZM10 231H9V232H10ZM16 231H17V230H16ZM18 231H19V230H18ZM73 231H75V230H73ZM93 231H94V230H93ZM123 231L121 230V232H123ZM140 231H141V230H140ZM142 231H143V230H142ZM142 231H141V232H142ZM147 231H146V233L148 234ZM151 231H152V232H151ZM219 231H220V230H219ZM231 231L233 232V231H236V230H231ZM231 231L229 232L230 235L232 234ZM1 232H2L4 235H6V233H7V232L5 233V231H1ZM1 232H0V233H1ZM11 232H12V231H11ZM58 232H60V231H58ZM58 232H57V233H58ZM62 232L59 233V234H62ZM69 232H70V231H69ZM71 232H72V231H71ZM71 232H70V233H71ZM75 232H76V231H75ZM116 232H117V231H116ZM124 232H123V236H124ZM128 232H130V231H128ZM136 232H137V231H136ZM157 232H158V231H157ZM176 232H177V231H176ZM223 232H224V231H223ZM252 232H253V231H252ZM254 232H255V230H254ZM254 232L251 233V234H250V232H249V234H248V232H245V235H246V233H247V235L250 236V238H249L247 235L245 236V235L243 234V237H244V236H245V238L248 237L246 240L249 241V242H245L246 240L244 241L245 238H243V237L241 238L242 240L239 239V240H241V241L238 240V243L243 242V245L240 244V246H239L238 248H235V249H238V250H239V251L236 250V255L234 254V253H235V252H234L235 250L233 251L234 253L231 252V251H229V253L231 252L232 255L234 254V257H235V258H236V256L242 258V261L239 260V261L237 262V264H254V263H253V260H255L254 262H257V259H259V260L262 262L261 257H262V259H263V261H264V251H262V250H264V248H263V247H264V239H263V237H261L262 239L259 237L261 234H260L259 236H257V234H256V236H255V235H254ZM260 232H262V231H259V233H260ZM21 233H22V232H21ZM24 233H25V232H24ZM54 233H56V231H55V232H52V234H54ZM92 233H93V232L91 231V234H92ZM95 233H96V232H95ZM117 233H118V232H117ZM117 233H116V234H112V233L110 232V235H111V234H112L111 236L114 235L115 240L117 241V243L119 244V246H121V248H122V247L124 248L123 245H126V244H122V245H120V243H124V241L127 242V245H128V243L131 244V242H129L128 239H129V240H132V238H129V237H130L133 233H132V234L130 233L131 235L129 234V235H128L129 237H127V238L124 236V238H125V239H123L124 241L121 240V239L123 238V236H122V237L120 236V235H122L121 233H120V235L118 234L120 238H118V239L116 238ZM143 233H144V232H143ZM143 233H141V234L139 233V234L142 236ZM154 233H156V231H155ZM154 233L151 234V235H153L152 240H150V241H152V243H153V241L155 240V235H156V234H154ZM163 233H164V232H162L163 238H164L166 235H168V234H165V233H164V234H165V235H164ZM224 233H225V232H224ZM242 233H243V232H242ZM242 233H241V235H242ZM7 234H8V233H7ZM9 234H10V233H9ZM13 234L15 235V232H14ZM17 234H18V233H17ZM49 234L51 235V233H49ZM75 234H76V233H75ZM79 234H81V232H79ZM137 234H138V232H137ZM158 234H161V233H159V232L157 233L156 240L158 239V236H159ZM177 234H178V232H177L176 234H172V235H176V236H174V237H173V236H169V235H168V236L171 237V238L173 237L174 240H173V239H171V240H173V242H174L175 239L177 238ZM226 234H228V233H226ZM226 234H224V235H226ZM233 234H234V232H233ZM252 234H253V235H252ZM4 235H1V234H0V237L4 238V237H5ZM14 235H13V236H14ZM26 235H27V234H25V236H26ZM63 235H64V234H62V235H60V236H63ZM66 235H67L66 237L63 236L65 239H63V237H60V238H61V239H60L59 236H56V237H58V238L61 240V242H63V245L66 244L67 242H68V243H69V242H72V240L66 242V238H67L68 235H70V234L67 233ZM73 235H74V234H73ZM96 235H97V234H96ZM105 235H107V237H109L108 234H105ZM115 235H116V236H115ZM162 235H161V236H162ZM170 235H171V234H170ZM200 235H201V234H200ZM203 235H204V234H203ZM203 235H201L200 237L202 238ZM228 235H229V234H228ZM235 235H236V234H235ZM3 236H4V237H3ZM16 236H17V235H16ZM19 236H20V235H19ZM25 236H24V237H25ZM54 236H55V235H54ZM74 236H75V235H74ZM94 236H95V234H94ZM136 236H137V235H136ZM136 236L133 235L132 237L136 238V239H137L136 241H138V237H136ZM144 236H147V235H144ZM148 236H149V234H148ZM148 236H147V238H146V237H143V236H142V238H141V237H140V238H141L142 240H144V238H145V240L143 241V242H145L146 239H150V236H149V238H148ZM204 236H205V235H204ZM263 236H264V235H263ZM7 237H8V236H7ZM10 237H12V236H10ZM21 237H22V235H21ZM24 237H23V238H24ZM29 237H30V236H29ZM42 237H43V236H42ZM48 237H49V236H48ZM75 237H76V236H75ZM77 237H78V236H77ZM77 237H76V238H77ZM81 237H82V236H81ZM85 237L83 236L82 238H85ZM114 237H113V238H114ZM151 237H152V236H151ZM166 237H167V236H166ZM175 237H176V238H175ZM223 237H224V236H223ZM226 237H227V236H226ZM232 237H233V236H232ZM235 237L238 238L239 235H238V236H234V239H232V241H233V240L236 241ZM240 237H241V236H240ZM2 238H1V239H2ZM5 238H6V237H5ZM5 238H4V240H5ZM35 238H36V237H35ZM35 238H34V239H35ZM73 238H74V237H73ZM76 238H74V239H76ZM78 238H79V237H78ZM86 238H85V239H86ZM160 238H162V237H159V240H160ZM163 238H162L161 240H163ZM178 238H179V237H178ZM184 238H186V237H184ZM204 238L206 239V237H204ZM217 238H218V236H217ZM6 239H7V238H6ZM9 239H10V238H9ZM9 239H7V240H9ZM32 239H33V238H32ZM34 239H33V240H34ZM44 239H45V238H44ZM56 239H57V238H56ZM62 239H63V241H62ZM67 239H68V238H67ZM107 239H108V238H105L106 241L104 242V246H106L105 243L108 242V241L110 240V238H109L108 241H107ZM141 239H140V241H139V245L137 244L138 246L135 245V247H131V248H130L131 250L128 248V249H129L128 251H131V253H133L132 250H134V252H135V251L139 252V249H138L137 247H140L141 245L143 246L144 244H146V243H143V244H142ZM153 239H154V240H153ZM164 239H167V238H164ZM180 239H181V238L176 239V241H175V243H176L175 246H176V247H178V246H177V244H178L177 242H178V240H180ZM182 239H183V238H182ZM187 239H188V237H187ZM190 239H191V238H190ZM190 239H188V240L190 241ZM198 239H199V238H198ZM202 239H203V238H202ZM205 239L202 240V241L205 242V245H203V242L198 241V242H201V243H202V247H203V248L206 246V241L209 242V245H210V244H214V243H212V241H211V243H210V241H209L208 239H207V240H205ZM213 239L216 240V238H213ZM223 239H226V238H223ZM227 239H228V243H230V244H228V245H232L231 242H229L231 239H230V240H229V238H227ZM227 239H226V240H227ZM248 239H249V240H248ZM10 240H11V239H10ZM10 240H9V241H10ZM28 240H29V238H28ZM33 240H32V241H33ZM35 240H36V239H35ZM35 240H34V241H35ZM50 240H51V239H50ZM52 240H54V239L52 238ZM60 240H59V241H60ZM64 240H65L66 243H64ZM68 240H70V239H68ZM77 240H78V239H77ZM82 240L84 241V239H82ZM87 240H88V239H87ZM87 240H85L84 242H86ZM97 240H99V239H97ZM112 240H114V239H112ZM115 240L112 241V242H113V245H114V248H113V245L111 246L113 249H115V251L112 252V254H114V255H115V253H116V250H117V253L120 252V251H118L119 248L116 249L117 246H116V244H114ZM126 240H127V241H126ZM133 240H134V239H133ZM156 240H155V241H156ZM159 240H157V242H158ZM161 240H160V243H162ZM169 240H170V239H169ZM169 240H168V241H169ZM188 240H187V241H188ZM226 240H224V242H225ZM2 241H3V239H2ZM2 241H0V243H1ZM13 241H14V240H13ZM46 241H47V240H46ZM48 241H49V240H48ZM59 241H58V239H57V243H59ZM74 241H75V240H73V243H72V244H73V246H76V245H74V244H76V241H75V243H74ZM83 241H82V243H83ZM95 241H96V240H95ZM136 241H135V242H136ZM150 241H146V242L149 243ZM155 241H154V243H157V242H155ZM163 241H166V242H164V243L167 244V247H166L167 250H168L169 247H170L171 249H173V247H174V249L176 248L174 245L172 246V244H174V243H172V244L170 243V242H172V241H169V242H167V240H163ZM182 241H183V240H182ZM184 241H185V239H184ZM184 241H183V242H184ZM221 241H222V240H221ZM10 242H11V241H10ZM15 242H17V241L15 240ZM54 242H56V240H55ZM61 242H60V243H61ZM97 242H98V241L94 242V243H96V245L94 244V245H95V248H97L96 246H100V244L97 245ZM99 242H100V240H99ZM179 242H180V241H179ZM224 242H221V243L224 244ZM233 242H234V241H233ZM30 243H31V242H30ZM30 243H29V244H30ZM35 243H36V242H35ZM37 243H38V240H37ZM37 243H36V244H37ZM49 243L51 244L52 249H56L57 251H56V250H55V251H56V252H59V253H57V254L61 255L60 253H61V249H62L63 246L61 245V247L59 246V247H60V248H59V247L57 246V243H54V244H53L54 247H53V245H52V241L49 242ZM79 243H80V242H79ZM79 243L77 242V244H79ZM108 243H110V241H109ZM115 243H116V242H115ZM136 243H137V242H136ZM136 243H135V244H136ZM140 243H141V245H140ZM154 243H153V244H154ZM160 243H159V242L157 243V244H159V245L156 244V248H155V245H152V244H151V242L149 243V244L152 245V246H150V247H148V245L146 244L147 247L149 248L148 251H150V250H151V247H153V246H154L155 249H157L158 246H159V247H160V246L163 247L162 245H164V244L161 245ZM169 243H170L171 246H169ZM180 243L182 244V242H180ZM180 243H179V244H180ZM184 243H185V245H184V244H183V245L186 246V245H187L186 241H185ZM201 243H200V244H201ZM234 243H235V242H234ZM236 243H237V241H236ZM236 243H235V244H236ZM29 244H28V245H29ZM31 244H32V243H31ZM40 244H41V243H40ZM40 244H39V245H40ZM43 244H44V243H43ZM46 244H47V243H46ZM46 244H44V246H45ZM50 244H49V245H50ZM88 244H92V243L90 242V243H88ZM111 244H112V243H110V245H111ZM188 244H189V242H188ZM223 244H222V245H223ZM250 244H251V245H250ZM10 245H13V244L10 243ZM14 245H15V244H14ZM41 245H42V244H41ZM58 245H59V244H58ZM66 245H67V246H66ZM66 245H65V246L68 247L69 244H66ZM107 245H108L107 247H108L109 249H111V250H109V251H112V248H110V245H109V244H107ZM146 245L143 246V247H140L141 250H140L139 254H138L137 252H135L137 257H138V255H141V254L143 253L142 249L144 250V249L146 248ZM183 245H182V247H183ZM209 245L207 244L206 247H210V246H211V245H210V246H209ZM222 245L220 244L221 248H222ZM225 245H227V244H225ZM241 245H242V246H241ZM244 245H247V246H244ZM0 246H1V245H0ZM32 246H33V244H32ZM36 246H38V244L35 245V247H36ZM47 246H48V245H47ZM56 246H57L58 248H57ZM69 246L71 247V245H69ZM73 246H72V248H73ZM77 246H78V245H77ZM130 246H131V245H130ZM130 246H129V247H130ZM164 246H166V245H164ZM168 246H169V247H168ZM216 246H217V245H216ZM218 246H219V245H218ZM218 246H217V247H218ZM223 246H224V245H223ZM243 246H244V248H241V247H243ZM11 247H12V246H11ZM33 247H34V246H33ZM38 247H39V246H38ZM55 247H56V248H55ZM70 247H68V248H69V249H68L69 251H70ZM89 247H91V249H92L94 246L92 247V245H91V246H89ZM126 247H128V246H126ZM126 247H125L124 249H126ZM144 247H145V248H144ZM179 247H180V249H179V248H178V249H179L180 251H182L183 249L181 248L180 245H179ZM193 247H194V246H193ZM226 247H229V246H226ZM234 247H235V246H234ZM8 248H9V246H8ZM12 248H13V247H12ZM12 248H11V249H12ZM40 248H41V246H40ZM43 248H44V247H43ZM43 248H41V250H42ZM49 248H51V247H49ZM49 248H47V249L49 250ZM64 248H65V247H63V250H64ZM100 248H101V247H100ZM102 248H103V247H102ZM102 248L99 249V250H103V251L107 250V251H108V249H107L106 247H105V250L102 249ZM123 248H122V249H123ZM136 248H137V250H135ZM170 248H169V249H170ZM183 248H184V247H183ZM188 248H189V247H188ZM195 248H196V247H195ZM203 248H202V249H203ZM212 248H214V250H213V249H212V250H211V249L209 250V248H207L208 250H207L206 248H205V249H206L207 251H209V253H211V252H213V251H215V250H217V251L219 250V248H218V249H217V248L215 249V247H212ZM221 248H220V250H221ZM231 248H232V247H231ZM231 248H230V249H231ZM14 249H15V248H14ZM14 249H13V250H14ZM74 249H75V247L72 249L73 251H71V252H75L74 254H76V257L78 256L77 259H79V257H80L81 254H80V255H77L76 252H77L78 250H79V252H81V250H80L79 248H78L77 251L74 250ZM76 249H77V248H76ZM88 249H90V248H88ZM122 249H121V251H123L122 253L125 254V257H127V256H126V253H125L127 250L125 251V250H122ZM155 249H154V250H155ZM174 249H173L172 251H174ZM176 249H177V248H176ZM176 249H175L176 252H175L174 254H176L177 251H179L178 249H177V250H176ZM181 249H182V250H181ZM184 249H185V248H184ZM205 249L202 250V251H203V252L206 251ZM222 249H223V248H222ZM224 249H225V247H224ZM224 249H223V250H224ZM226 249H227V250H230V249H228V248H226ZM232 249H234V248H232ZM232 249H231V250H232ZM241 249H243V250H241ZM36 250H37V249H36ZM38 250H39V248H38ZM41 250H39V251H37V252H42ZM50 250H51V249H50ZM63 250H62V251H63ZM65 250H66V249H65ZM68 250H66V251H68ZM92 250H93V249H92ZM96 250H97V252H98V248H97ZM158 250H159V249H158ZM161 250H162V248H161ZM164 250H165V249H163V252L161 251L162 254H164V252H166V254H167V250H165V251H164ZM186 250H188V249H187V246H186ZM194 250H196L195 253H200V252H197V249H194ZM200 250H201V249H200ZM19 251H20V250H19ZM51 251H52V250H51ZM90 251H91V250H90ZM93 251H94V250H93ZM128 251H127V252H128ZM141 251H142V252H141ZM156 251H157V250H156ZM180 251H179V253H180L181 256H182L183 253H184V254L187 253V252H183V253H182V252H180ZM188 251H189V250H188ZM190 251H192V250H190ZM202 251H201V252H202ZM221 251H222V250H221ZM221 251H220V253H222ZM224 251H225V250H224ZM44 252H46V250H45ZM44 252H43V253H44ZM52 252H53V251H52ZM52 252H50V255H49V256H51ZM79 252H78V253H79ZM97 252H96V253H97ZM153 252H155V251H152V252H150V253H153ZM161 252H160V253H161ZM192 252H193V251H192ZM192 252H191V253H192ZM203 252L201 253V256H202ZM237 252H238V253H237ZM0 253H1V252H0ZM12 253H13V252H12ZM16 253H17V252H16ZM20 253H21V252H20ZM54 253H55V252H54ZM65 253H66V254H65ZM67 253H68V252L63 251V254H65V255H62V256L54 255V256H56L55 259H56L57 261H58V260L60 261V260H63V259H64L63 256H66V258H67V257H70V256L72 255V253H69L70 256H67ZM100 253H101V254H100ZM102 253H103V255H107L109 252H108V253L105 252V253H106V254H105L104 252H102V251L100 252V251H99L98 256H99V255L101 256ZM128 253H129V252H128ZM131 253H130V254H131ZM135 253H133V255H134ZM144 253H145V254H142V255H146L147 257H148V254H150V253H147V254H146L145 250H144ZM169 253H170V250H169ZM169 253H168V254H169ZM171 253H173V252H171ZM171 253H170V256L173 255V257H170L169 255H168L169 258H168L167 255H165V256H167V257L164 256L165 258H167L166 260H168V261H169L170 258H172V259H170L169 262H171V260L173 261V258L175 257V255H174V254L171 255ZM179 253H178V258H179V259H177V261H176V259L174 258V262H175V264H179V262H180V264H182V263H181L182 260H181V261H179V260H180V259H184V258H188V260L185 259L184 262L182 261L184 264H187V263H188V264L193 263V262H189V258H190L191 255L188 256V254H187V255H186L187 257L180 258L181 256L179 257ZM181 253H182V254H181ZM218 253H219V251H218ZM218 253L216 254V252H215V255L212 253V255H214V258H213V257H211V258L215 259V261H216V258H218V257H219V259H220V256H221L222 254L219 253L220 255L217 257L216 255H218ZM223 253H224V252H223ZM227 253H228V251H227ZM262 253H263V255H262ZM17 254H18V253H17ZM23 254H24V253H23ZM40 254H41V253H40ZM74 254H73L70 258H73V257H74ZM94 254H95V253H94ZM112 254H111V253L108 254L109 257H110V255H112ZM120 254H121V252H120ZM124 254H123V255H124ZM130 254H129V255H130ZM162 254H159V256L161 255V256H160L161 258H162V256H163ZM184 254H183V256H184ZM189 254H190V252H189ZM231 254L228 255V254L225 253V256L228 255V258H229V259H228L227 257H225L226 260H227V259H228V261L231 260V257H229V256H232ZM27 255H29L28 252H27ZM45 255H48V253L45 254ZM82 255H83V254H82ZM82 255H81V256H82ZM108 255H107V256H108ZM118 255H119V254H118ZM118 255H116V256H118ZM153 255H154V253H153ZM155 255H156V254H155ZM176 255H177V254H176ZM192 255L196 256L197 254L192 253ZM198 255H199V254H198ZM198 255H197V256H198ZM212 255L210 254V256H212ZM12 256H13V255H12ZM15 256H16V255H15ZM20 256H21V255H20ZM23 256H24V255H23ZM23 256H22V258H23ZM33 256H34V255H33ZM33 256H32V257H33ZM43 256H44V255H43ZM52 256H53V255H52ZM83 256H84V255H83ZM83 256H82V259L85 258V256H84V258H83ZM119 256H121V255H119ZM119 256H118V257H119ZM146 256H145V257H146ZM150 256H151V255H150ZM150 256H149V257H150ZM194 256H193V257L191 256V257H192L191 259H193ZM201 256L199 255V256H198V259H199V257L201 258ZM215 256H216V258H215ZM260 256H261V257H260ZM10 257H11V256H10ZM18 257H19V256H18ZM29 257H30V259H31V256H30V255H29ZM41 257H42V256H41ZM47 257H48V256H47ZM61 257H62V258H61ZM76 257H75V258H76ZM94 257L98 258V257L95 256V255H94ZM125 257H124V259H125ZM129 257H130V256H129ZM131 257H133V256H131ZM137 257H136V258H137ZM140 257H141V256H139L138 258L140 259ZM155 257H158V256H155ZM176 257H177V256H176ZM232 257H233V256H232ZM234 257H233V258H234ZM256 257H260V258L255 259ZM39 258H40V256H39ZM42 258H43V257H42ZM50 258H51V257H50ZM60 258H61V259H60ZM66 258H65V260H66ZM75 258H74V259H75ZM99 258H101V257H99ZM110 258H112V257H110ZM115 258H116V257H115ZM120 258H121V257H120ZM133 258L135 259V255H134ZM142 258L144 259V256H143ZM152 258H153V257H152ZM152 258H151V260H152ZM202 258H203V257H202ZM202 258H201V259H202ZM222 258H223V256L221 257V259H222ZM225 258H223V260H225ZM235 258H234V259H235ZM45 259H46V258H45ZM51 259H53V257H52ZM68 259H69V258H67V260H68ZM74 259H73V260H74ZM80 259H81V257H80ZM107 259H108V257H107ZM124 259H123V260H124ZM139 259H136V260L138 261V263H140V260H139ZM143 259H141V261H142ZM146 259H147V258H146ZM149 259H150V258H149ZM154 259H155V258H154ZM201 259L196 260V261H198L197 264H199V263L201 262ZM8 260H9V259H8ZM22 260H24V259H22ZM71 260H72V259H71ZM75 260H76V259H75ZM75 260H74V261H75ZM84 260L87 262V259H86V258H85ZM100 260H102V259H100ZM116 260H117V259H116ZM116 260H115V259H114V260L112 259L111 264H113L112 262H114V261H116ZM121 260H122V259H121ZM123 260H122V261H123ZM151 260H150V261H151ZM156 260H157V259H155L154 261H152V262H150V263H149V260H147L146 263L148 262L147 264H151V263L155 262ZM159 260H160V261H159V262H160L159 264L163 263V262L161 261V259H159ZM162 260L164 261L163 264H165L166 260H165L164 258H163ZM194 260H195V258H194L193 260H191V261H194ZM237 260H238V258H237ZM245 260H246V261H245ZM248 260H250V261H248ZM13 261H15L14 258H13ZM19 261H20V258H19ZM25 261H27V260H25ZM43 261H44V260H43ZM45 261H47V260H45ZM45 261H44V262H45ZM59 261H58V263H59ZM76 261H77V260H76ZM76 261H75V262H76ZM78 261H80V260H78ZM81 261H82V262H85V261H83V260H81ZM88 261H90V260H88ZM102 261L104 262V261H106V260H102ZM102 261H101V263H102ZM128 261H129V260H128ZM131 261H132V259H130V262H131ZM178 261H179V262H178ZM196 261H195L194 263H196ZM213 261H214V260H213ZM215 261H214V262H215ZM217 261L220 262L218 259H217ZM217 261H216L214 264H216V263H217V264H224V262L218 263ZM228 261H227V262H228ZM260 261H259V262H260ZM29 262H30V261H29V259H28V263H29ZM35 262H37V261H35ZM38 262L40 263V261H38ZM44 262H43V263H44ZM48 262H49V261H48ZM60 262H62V261H60ZM67 262L70 263L69 260H68ZM71 262H72V264H73V263L75 264V262H73V261H71ZM86 262H85L84 264H86ZM91 262H92V264H94L93 261H90L89 263L87 262V264H91ZM106 262H107V261H106ZM106 262H104V263H106ZM108 262H110V261H108ZM108 262H107V263H108ZM118 262H119V260H118ZM118 262H117V263L114 262V263H115V264H120V263H118ZM123 262L125 263V262H127V260H125V261H123ZM123 262H122V263H123ZM130 262H129L128 264H130ZM144 262H145V261L143 260V263H142V262H141V263L144 264ZM174 262H171L170 264H174ZM177 262H178V263H177ZM185 262H186V263H185ZM202 262H203V260H202ZM235 262H236V261H235ZM235 262L230 261V264H231V263H232V264H233V263L235 264ZM245 262H246V263H245ZM261 262H260L259 264H261ZM21 263H22V262H21ZM21 263H20V264H21ZM43 263H42V264H43ZM53 263H55V262H53ZM62 263H64V262H62ZM62 263H59V264H62ZM101 263H99V264H101ZM131 263H132V262H131ZM141 263H140V264H141ZM155 263H156V262H155ZM157 263H158V260H157ZM157 263H156V264H157ZM22 264H23V263H22ZM24 264H25V262H24ZM40 264H41V263H40ZM77 264H81V263L78 262ZM109 264H110V263H109ZM126 264H127V263H126ZM132 264H137V262L134 261ZM153 264H154V263H153ZM166 264H168V262H166ZM200 264H201V263H200ZM204 264H206V263H204ZM228 264H229V262H228ZM255 264H258V262L255 263ZM262 264H264V262H263Z\"/></svg>",
    "mask_w": 264,
    "mask_h": 264
}]
</instances>
